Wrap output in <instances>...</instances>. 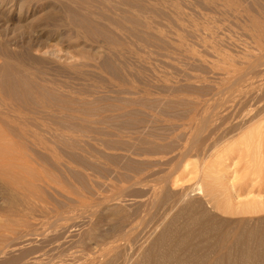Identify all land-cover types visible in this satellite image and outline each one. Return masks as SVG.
Returning a JSON list of instances; mask_svg holds the SVG:
<instances>
[{
  "label": "rangeland",
  "instance_id": "1",
  "mask_svg": "<svg viewBox=\"0 0 264 264\" xmlns=\"http://www.w3.org/2000/svg\"><path fill=\"white\" fill-rule=\"evenodd\" d=\"M16 1V0H14ZM28 0H25L24 3H26ZM31 2H33V4H30V2H27L24 6V12L20 15V17L22 19H18L17 21V15H19V11L18 10H15V6H11V3L7 6L6 10L4 11L5 12V17L6 15H8L10 13V17L8 18L9 20L8 21H5L6 19H2L0 20V28L1 27H4V29L10 27L9 30H11L12 27H14V24L16 26H22L21 30L24 31L23 29L25 28L26 30H28V25L30 22V20L32 21L34 18H35V21L33 20V22H30L31 24H35L36 21L38 20V22L42 23V24H45L46 27L45 28H48V26L50 28H52L51 30H55L57 28V25L60 23V24H67V25H72V26H69L67 27V25L65 24L64 26H62V29L64 27V31H62L63 33L65 34H62L63 36L61 37V39L58 40V37H57V34H52V39H49L47 41V39L45 37H43V40L44 38L46 39L45 41L49 42V46L47 45L45 48V50L47 51V49H51V52L48 50V53L45 52L44 48L42 50H44V52H42V50L40 51V55H44V56H47L48 58V63H52V67H50V64H49V67L51 69V73H52V78L55 79H59V81L61 82H64L63 84H61V88L58 89L55 87H57L55 85H53V94L52 95H55L53 96V99H52V96H51V101L53 100V104L51 105L52 107H50V116H53L55 119L57 117L60 116L61 114V111L59 112L57 109L60 110V108H65L64 110V113H65V116H64V113L62 111V114L61 116L63 115L64 117H60V119H65L63 121H65V127L63 129V132L62 131V125H64V123L62 124L63 121H61L59 118V121L58 119H56V121H58L57 123L60 124V128L61 129H58L59 126L56 125L54 123L55 119L53 121H51L53 118L50 117L49 121L50 123L53 122V124L49 126V127H52L51 128V134L49 133L50 130L48 131V135H47V138L49 137L48 140H51V142L53 143L51 147H53L54 149H58V151L61 153L63 151V154L60 156H64L63 157V161L65 163L62 164V166L55 164V160H53V158L50 160H48L49 162V165H48V162L47 165L46 164H43L44 161L41 162V164H43L42 166H44V170H45V165H46V170L45 171H49L48 168H50V173L48 175L52 176V178H54L53 181H59L61 179V184L65 183L64 185L62 184V190L63 192L60 193L59 190H58V187L57 185H50V186H47L44 191L45 195L47 196V206L49 205L48 208L51 207L50 210H56L58 208H61L62 209V212L64 213V219L66 218L67 220H63L64 221V224L61 222H56L54 217L53 219H50L49 222H52V225L54 224V222H56L53 226L51 225V223L47 226V231H46V235L45 237L47 238H43V236H39L38 238L35 237L34 241L32 240V242H36V244L32 243L27 245V246H24V249H34V247L36 248H39L37 247L40 243L39 246H41V241L43 240H53L55 241L56 240V237H58V235H60V233H62L63 231V234L60 235L62 236V240L61 239V248L63 250H65V254H66V263L69 262V264H83L84 262L86 263L88 260V263H90L93 258L95 257H98L101 253L100 251L105 249L104 247L107 245H110V244H107V243H113L114 244V238H112L113 236V233H114V236L117 235L119 237L115 238V240L117 239V242H120L119 239L120 237L123 239V238H126L125 241H127L126 243L123 242L122 244V241L124 240H121V243L122 245H120V247H122L124 244H127L126 246V250H125V261H128L129 262V256L133 254L134 258L138 257V255H144L142 254L143 253H147L148 251H150L152 249V244L148 241V240H154L155 237H157V235L159 234H155L156 232H153L152 230L154 231H157L156 229H158V231L161 233L162 231L160 230L161 227H162V223H161V220L162 219V222L164 220H167V217L163 220V218L165 217V213L163 212L164 208H162V211L160 210L161 207H164V204L167 205V203H170L172 198L171 196L173 194H176L177 191L179 190H182L183 188H186L187 191H190L189 193V196L190 198L192 197V199L189 200V203L188 204H184V206H181V207H178L179 209L182 210V208H185V206H191L193 205L192 204V200H194L195 202H197L199 198H202L201 201L205 200L206 198L208 199H213V202L214 200L216 201L217 199V202H214L215 207L218 205H220L221 203V208H223V210L221 211L219 209L218 211V206L213 209L212 206H214L213 202L212 204L210 205V209L209 207L207 209L210 210V213H214L215 214V219L216 221H218L220 219V221H218L217 223L219 225H222V222L223 225L222 226H219L218 224V228H220L219 230L223 233H221V236H223L224 233H226L224 230L227 231V233L229 232V235L231 237H234L233 235L231 234H238V236L240 237V234H243L241 235L240 237V243H238V239L239 237L237 236L236 238V234H235V237L234 238H231V240L233 239V242L235 241L236 242V239H237V245L233 243H231L230 241V237L227 236V233L224 234L223 237H228L227 239L226 238H222L224 239V242L228 240V242H225L226 244H229V241L232 245V247H229L228 245H224L225 247H229V248H226V252L229 254L230 258H228V254L227 256L228 257H223V258H220V256H222L221 254L223 253H220V255L218 254V252L214 250L215 253L213 254H216V255H211V258L212 261H218L219 258L221 259V261L219 262H224L225 264H232V262H234V264H237L239 261V258L242 256L243 254V250H245L246 248L248 249V251H250V249L252 248V251L258 255L259 253V250L261 249L260 247L263 246L264 242L262 240H264L261 235H263L264 233H261L260 232H264V57H262L264 55V0H257V2H255L256 0H231L232 2H235L233 6H230L229 5V1L227 2L226 0H137L138 2L142 3V1L144 2L142 5H143V8L142 5L140 3H138L136 0H129L130 3H128V0H120L123 4H121V2H118L119 0H100L102 1L101 2H98L99 0H96V1H93V0H90L91 2H97L96 4L98 5H92V3L88 0V2L91 3V5L88 7V4L90 3H87V0L84 2V3H87L85 4L87 7L85 8H88L87 10H80L85 13L81 14L78 12V10H76L75 12V9L77 8L74 4H73V7H72V3H69V8L66 9V11H70V9L72 11H68V13H61L62 10H64V5L62 7L61 2H55L54 0H44V3L43 1L41 0H29ZM46 1V2H45ZM104 1V2H103ZM105 1L107 2L106 5L105 4ZM133 1L137 2L134 4ZM164 1V2H163ZM185 1V3H184ZM195 1V3L193 2ZM202 1V2H201ZM205 1V2H204ZM213 1V2H212ZM239 1V2H238ZM241 1V2H240ZM243 1V2H242ZM251 1V2H250ZM254 1V2H253ZM36 2V3H35ZM48 2V3H47ZM52 4H51V3ZM55 2V3H54ZM83 2L80 1V4H82ZM126 2V3H125ZM149 2V3H148ZM155 2V3H154ZM163 2V4H162ZM178 3V4H175ZM183 2V3H182ZM193 2V3H192ZM197 2V3H196ZM217 2V3H216ZM260 2V3H259ZM39 3V4H38ZM46 3V4H45ZM125 3V5H124ZM147 3V4H146ZM152 3V4H151ZM156 5H154V4ZM159 3V4H158ZM165 3V4H164ZM170 5H168V4ZM192 3V4H191ZM199 3V4H198ZM215 3V4H214ZM224 3V4H223ZM225 3H228L226 4L225 6ZM247 3H250V4H247ZM29 4V5H28ZM36 4V5H35ZM49 4V6L47 5ZM55 4V5H54ZM71 4V5H70ZM95 4V3H93ZM110 4V5H108ZM116 6H115V5ZM128 4L130 6H128ZM136 4V5H135ZM151 4V6H150ZM167 4V5H166ZM184 4V5H183ZM198 4V6L196 5ZM203 4V5H202ZM219 4V5H218ZM241 4V6H240ZM52 8L53 9V6L54 8L56 9H59L60 13L61 14H64V16H67L68 17H62L61 14L59 13L58 10L54 9V10H50L53 12L54 16L52 19L49 18L48 20H46L45 18H43V16H48L49 14L53 15L51 13V11L48 9V7ZM82 4V8H84V6ZM99 5H102V8H100ZM109 7H108V6ZM150 7H149V6ZM155 7H154V6ZM180 5V6H179ZM195 5V6H194ZM202 5V6H201ZM243 5V6H242ZM253 7H251V6ZM257 5V6H256ZM263 5V6H262ZM27 6V7H26ZM30 6V7H29ZM58 6V7H57ZM61 6V7H60ZM71 6V7H70ZM93 6H95L93 8ZM110 6H112V8L114 9L115 7V10H113ZM119 6V7H118ZM121 6V7H120ZM125 6V8H124ZM135 6V7H134ZM140 7L141 12L138 11V7ZM153 6V7H152ZM157 6V8H156ZM162 6V7H161ZM190 6V8H189ZM219 6H223V8L219 7ZM251 8H250V7ZM13 7L11 10L10 8ZM47 7V8H46ZM137 7V8H136ZM171 7V8H170ZM181 7V8H180ZM188 7V8H187ZM193 7V8H192ZM197 7V8H196ZM201 7V8H199ZM205 7V8H204ZM215 7H216V10H215ZM219 7V8H218ZM225 7V8H224ZM227 7V8H226ZM235 10H234V8ZM242 7V8H241ZM245 7V8H244ZM247 7V8H246ZM259 7V8H258ZM42 8V9H41ZM73 8L74 9V13H73ZM80 7V9H82ZM121 8V9H120ZM131 8V9H130ZM162 8V9H161ZM177 9L175 11V9ZM178 8H180L179 11ZM209 8H212V9H209ZM244 8V10H242ZM4 9V8H3ZM35 9V10H33ZM48 9V10H47ZM117 9V10H116ZM125 9V10H123ZM129 9V10H128ZM133 9V10H132ZM146 9V10H145ZM148 9V10H147ZM165 9V10H164ZM168 9V10H167ZM206 9H208L209 11H207ZM219 11H218V10ZM226 9V10H225ZM232 9V10H231ZM56 10V12H55ZM101 10V11H100ZM106 10V11H104ZM137 11L135 13V11ZM158 10V11H157ZM171 10V11H170ZM184 10V12H182ZM191 10V11H189ZM194 10V11H193ZM198 10V12H197ZM223 12H222V11ZM249 10V12L247 11ZM259 10V11H257ZM263 10V11H262ZM11 11V12H10ZM17 11V12H16ZM48 11V12H47ZM58 11V12H57ZM105 14H103L104 12ZM108 11V12H107ZM114 11V12H113ZM148 11V12H146ZM151 11V13H150ZM177 11H179L177 13ZM188 11V12H187ZM200 11V12H199ZM207 11V12H206ZM242 11V12H241ZM251 11V12H250ZM256 11V12H254ZM8 12V14H6ZM43 12H46L45 14L47 15H44ZM97 12V13H96ZM102 15H100L101 13ZM113 14H112V13ZM121 12V13H120ZM139 12V13H138ZM146 12V14H145ZM170 12V13H168ZM203 16L202 15V13ZM228 12L230 13H233V14H228ZM260 12V14H259ZM262 12V13H261ZM33 13V14H32ZM42 13V14H41ZM49 13V14H48ZM78 14V15H75V14ZM91 15H90V14ZM126 13V14H125ZM128 13V15H127ZM131 13V14H130ZM135 13V14H134ZM141 13V14H140ZM158 13V14H156ZM187 13V14H186ZM193 13V14H191ZM200 13V14H199ZM237 13V15H236ZM244 13H245V16H244ZM247 13V14H246ZM16 14V15H15ZM25 14V16H24ZM39 14V15H38ZM40 14H41V17L44 19H41L40 17ZM60 14V15H59ZM66 14V15H65ZM71 14V16H70ZM87 14V15H86ZM89 14V15H88ZM99 14V15H98ZM111 14V17L109 16ZM117 14V15H116ZM120 14V15H119ZM130 14V16H129ZM133 14V15H132ZM145 14V15H144ZM163 17H162V15ZM179 14H182L184 15L185 17L183 18L182 17H179L180 15ZM216 14V15H215ZM222 14V15H220ZM224 14L229 18L225 19V16ZM243 14V15H241ZM249 14V17L246 16ZM255 14V15H254ZM39 17H38V16ZM74 15V17H73ZM84 15V16H83ZM86 15V16H85ZM94 15V16H92ZM108 17L109 18H104V16ZM114 15V16H113ZM121 15H124V16H121ZM127 15V16H126ZM139 15V16H138ZM145 17H144V16ZM152 15V16H151ZM154 15V16H153ZM167 15V16H166ZM172 17H171V16ZM175 15V16H174ZM188 15V17H187ZM198 15V16H197ZM208 15V16H207ZM215 15V16H214ZM219 15V16H218ZM230 15V16H229ZM233 15V16H232ZM16 16V17H15ZM96 16V17H95ZM97 16L99 17L97 19ZM101 16V17H100ZM103 16V17H102ZM118 21H116L113 17ZM116 16V17H115ZM118 16V18H117ZM133 16V17H132ZM218 16V17H217ZM221 16V17H220ZM233 18H232V17ZM236 16V17H235ZM240 16V17H238ZM258 18H257V17ZM2 17H4V14L2 15ZM15 17V18H14ZM34 17V18H33ZM58 17V18H57ZM82 17H86V18H82ZM123 17V18H122ZM126 17V18H125ZM138 17V18H137ZM141 19H140V18ZM153 17V18H152ZM165 17V18H164ZM169 17V18H168ZM176 17V18H174ZM199 17V18H198ZM248 17V18H247ZM252 17V19H250ZM261 17V18H260ZM25 18V19H23ZM37 18V20H36ZM60 18V19H59ZM68 18V19H66ZM104 18V19H103ZM133 18V19H132ZM155 18V19H154ZM172 18V19H170ZM189 18V19H188ZM195 18V19H194ZM201 18V19H200ZM207 18V19H206ZM231 18V19H230ZM245 18L248 19L245 20ZM15 19V20H14ZM58 19V20H57ZM72 19V20H71ZM75 19V20H74ZM80 19V20H79ZM86 20H89L88 22L85 21ZM103 21H102V20ZM115 21H114V20ZM126 19V20H124ZM131 19V20H130ZM140 19V20H139ZM143 19V20H142ZM176 19V21H175ZM184 22V26L182 25V20ZM186 21H185V20ZM209 19V20H208ZM212 19V20H211ZM223 19V20H222ZM235 19V20H234ZM237 19V20H236ZM238 19L240 21H238ZM29 20V21H28ZM48 22H46V21ZM61 20V22H59ZM65 20V22H63ZM78 20V21H77ZM83 20V21H82ZM109 20V21H108ZM122 20V21H121ZM124 20V21H123ZM136 20V22L134 21ZM154 20V21H153ZM165 20V21H164ZM194 20V21H193ZM214 20V21H213ZM217 20V22H215ZM232 20V21H230ZM244 20V22L242 21ZM254 20V21H253ZM259 20V21H257ZM15 21V22H14ZM49 21L51 22V25L49 23ZM67 21V22H66ZM73 21V23H72ZM78 27H80L79 29L80 30H76L78 27H75V23ZM81 21V22H79ZM91 21V22H90ZM125 21H126V24H125ZM150 21V23H149ZM163 21V22H162ZM189 21H192V22H189ZM196 21V22H195ZM200 21L203 23H200ZM206 21V22H205ZM208 21V22H207ZM211 21V22H210ZM225 21V22H224ZM229 21V22H227ZM237 21V22H236ZM253 21V22H252ZM5 22V23H3ZM24 22H25V25L27 24V26L24 25ZM83 22V23H82ZM87 22V23H86ZM90 22V23H89ZM94 22V23H93ZM124 22V23H123ZM136 25L139 23V25ZM140 22L143 23L144 26H142L140 24ZM152 22V23H151ZM166 22V23H164ZM174 24H173V23ZM179 22V23H177ZM246 22V23H245ZM47 23V24H46ZM53 23V25H52ZM78 23V24H77ZM90 25H89V24ZM92 23V24H91ZM107 25H106V24ZM115 23V24H114ZM147 23V24H145ZM161 23V24H160ZM190 25H189V24ZM193 25H192V24ZM211 23V25H210ZM213 23V24H212ZM217 24V27H216V24ZM226 23V25L224 24ZM243 23V24H242ZM250 23L251 26L249 27L248 24ZM258 23V24H257ZM261 25H260V24ZM30 24V25H31ZM88 24V25H86ZM94 24V25H93ZM130 24V25H128ZM132 24V25H131ZM153 24V25H152ZM171 24V25H170ZM173 24V25H172ZM197 24V25H196ZM206 24V25H205ZM231 24V25H230ZM9 25V26H8ZM48 25V26H47ZM80 25V26H79ZM111 25V27L109 26ZM113 25L115 27H113ZM120 25V26H118ZM147 25V26H146ZM151 27H149V26ZM176 25V26H175ZM182 25V26H181ZM189 25V26H188ZM192 25V27H191ZM195 25H196V28H195ZM204 25V26H203ZM256 25L254 27V29L256 27H259V30H254L253 29V26ZM43 26V25H41ZM52 26V27H51ZM54 26H55V29H54ZM85 26H88L90 27V29L88 27H85ZM98 26V27H97ZM100 26V27H99ZM124 26H127L124 28ZM132 26V27H131ZM154 26V27H153ZM159 27L157 29V27ZM194 26V27H193ZM210 29L211 32L207 29ZM223 26V27H222ZM227 26V27H226ZM239 26V27H238ZM241 26V27H240ZM260 26H263L262 30L260 29ZM44 27V26H43ZM85 27V28H84ZM98 29H97V28ZM108 27V28H107ZM119 27V28H117ZM131 27V28H129ZM134 27V28H133ZM137 27V28H136ZM140 27V28H139ZM143 27V28H142ZM156 27V28H155ZM162 27V28H161ZM169 27V28H168ZM186 27V28H185ZM188 27V28H187ZM190 27V28H189ZM202 27V28H200ZM205 27V28H204ZM216 27V28H215ZM220 27V28H219ZM242 27H245L242 29ZM19 28V27H17ZM48 28V29H50ZM67 28V30H66ZM72 28V30H71ZM76 28V29H74ZM110 28V29H109ZM115 28V29H114ZM146 28V29H145ZM149 28V29H148ZM151 28V29H150ZM174 30H173V29ZM179 28V29H178ZM182 28V29H181ZM194 28V29H193ZM213 28V29H212ZM215 28V29H214ZM238 28V29H237ZM248 28V29H247ZM250 28V30H249ZM7 29V31H9ZM47 29V30H48ZM85 29V31H84ZM88 29V30H87ZM109 29V30H108ZM132 31H131V30ZM139 29V30H138ZM144 29V31L142 30ZM155 29V30H154ZM171 29V30H169ZM178 29V31H177ZM187 31H185V30ZM197 29V31H196ZM205 29V30H204ZM228 29H229V33H228ZM232 29V30H231ZM71 30V31H70ZM90 30V31H89ZM103 30V31H102ZM107 30V31H106ZM112 30V31H111ZM113 30H119V32L115 33V31ZM121 30V31H120ZM136 30V31H135ZM152 30V31H151ZM158 30V31H157ZM162 30V31H160ZM175 31V33H173V31ZM181 30V31H180ZM191 30H193L191 32ZM92 31V32H91ZM102 31V32H101ZM142 31V34H140ZM165 31V32H163ZM202 31V32H201ZM217 31V32H216ZM220 31V33H219ZM232 31V33H231ZM236 31V32H235ZM243 31V32H242ZM248 31V32H247ZM257 31H259L257 33ZM261 31V32H260ZM79 32V36L77 33ZM84 32V33H82ZM88 32V33H87ZM121 32V33H120ZM132 32V33H131ZM134 32V33H133ZM144 32V33H143ZM162 32L161 36L163 37H160V33ZM182 34H181V33ZM185 32V33H183ZM197 35H196V33ZM216 32V33H215ZM239 32V33H238ZM245 32V33H244ZM254 32V33H253ZM76 33V34H74ZM87 33V34H86ZM91 33V36H89ZM95 35H93V34ZM115 33V34H114ZM120 33V34H119ZM126 33V34H125ZM141 35L139 36L138 35ZM147 37H145L146 35ZM165 33V34H163ZM172 33V34H170ZM207 33V34H206ZM209 33V35H208ZM215 33V34H214ZM227 33V34H226ZM249 35H248V34ZM263 33V34H262ZM89 34V35H88ZM109 36H107V35ZM112 34V35H110ZM123 34V35H122ZM130 34V36H129ZM135 34V35H134ZM184 34V35H183ZM188 34V35H186ZM191 34V35H190ZM222 34V35H221ZM238 34V35H237ZM244 34V35H243ZM66 35V36H65ZM104 35V36H103ZM117 35V36H116ZM125 35V36H124ZM135 38H134V36ZM144 35V36H143ZM173 35V37H172ZM178 35V36H176ZM183 35V36H182ZM199 35V36H198ZM202 35V36H201ZM204 35V36H203ZM213 35V36H212ZM224 35V36H223ZM243 35V36H242ZM253 35V36H252ZM54 36V37H53ZM82 36V37H81ZM87 36V37H86ZM89 36V37H88ZM94 36V37H93ZM102 36L100 39L99 37ZM127 36V37H126ZM152 36V37H150ZM196 36V37H195ZM210 36V37H209ZM215 36V37H214ZM218 36V38L216 37ZM242 36V37H241ZM263 36V37H262ZM66 38V39H63ZM79 39H78V38ZM106 37V38H105ZM133 37V38H132ZM136 37H138L136 39ZM141 37V38H140ZM142 37H145V38H142ZM158 39L156 40L155 38ZM186 37V39H185ZM194 37V38H193ZM238 37V38H237ZM240 37V38H239ZM260 37V38H258ZM83 38V39H82ZM89 40V42H86ZM98 38V40L96 39ZM169 38V39H168ZM183 39V40H180ZM191 39V41L188 40ZM198 38V39H197ZM200 38V40H199ZM205 38V39H204ZM207 38V39H206ZM210 38V39H209ZM212 38V39H211ZM230 38V39H229ZM243 38V39H241ZM248 38V39H247ZM110 39V40H109ZM119 39V40H118ZM122 39V40H121ZM124 39V40H123ZM129 39V40H128ZM143 39H145V42H143ZM151 39V40H149ZM154 39V40H153ZM160 39V40H159ZM167 39V40H166ZM178 39V40H177ZM205 42V43H203ZM217 41H215V40ZM219 39V40H218ZM235 39L237 42H235ZM247 39V40H246ZM251 39V40H250ZM263 39V40H262ZM52 40V41H51ZM56 42H55V41ZM79 40V41H78ZM103 40V41H101ZM114 40V41H113ZM166 40V42L164 43V41ZM172 40V41H171ZM186 40V41H185ZM209 40V42H208ZM221 40V41H220ZM224 40V41H223ZM255 40V41H254ZM74 41V42H73ZM77 41V42H76ZM85 41V42H84ZM92 41V42H90ZM117 41V42H116ZM119 41V42H118ZM128 41V42H127ZM136 41V42H135ZM142 43H141V42ZM158 41H160L159 43H157ZM195 41V43H194ZM214 41V42H213ZM234 41V42H233ZM242 41V42H241ZM55 42V43H53ZM66 42V43H65ZM99 42V43H98ZM112 42V43H111ZM116 42V43H114ZM140 42V43H139ZM163 42V43H162ZM167 42H172V43H167ZM174 42H177L178 45H181V46H178L176 43ZM180 42V43H179ZM186 42V43H184ZM229 44H228V43ZM251 42V43H250ZM59 43V44H58ZM61 43V44H60ZM65 45H64V44ZM73 43V44H72ZM77 43V45H76ZM95 43V44H94ZM102 43V45H101ZM107 43V45H106ZM139 43V44H138ZM190 45H189V44ZM193 43L195 44L194 47L192 46ZM198 43V45H197ZM220 45H218V44ZM224 43V44H223ZM231 43V44H230ZM243 43V44H242ZM52 44V46H51ZM57 44L59 45L57 47ZM75 44V45H74ZM115 44V46L113 45ZM122 44V45H121ZM133 44V45H132ZM146 44V45H145ZM160 46H159V45ZM163 46H162V45ZM165 44V45H164ZM169 44V45H167ZM177 47H176V45ZM187 46H185V45ZM192 44V45H191ZM209 44V45H208ZM216 44V45H215ZM233 44V45H232ZM259 44V45H258ZM54 45H55V48H57V50L54 48ZM63 45V46H62ZM73 47H72V46ZM96 45V46H95ZM106 45V46H105ZM172 45V46H170ZM197 45V46H196ZM206 45V46H205ZM213 45L215 48H213ZM226 45V46H225ZM236 45V46H235ZM239 45V46H238ZM256 45V46H255ZM82 46V47H81ZM103 46V47H102ZM107 46H111V47H107ZM118 46V47H117ZM124 46V47H123ZM133 46L135 49H133ZM139 46V47H138ZM143 46L141 49L140 47ZM159 46V47H158ZM167 46V47H166ZM185 46V47H184ZM225 46V47H224ZM231 48H230V47ZM235 46V47H233ZM238 46V48H236ZM63 47V48H62ZM70 47V48H69ZM102 47V48H101ZM145 47V48H144ZM163 47V48H162ZM169 47V48H168ZM191 49H190V48ZM218 47V48H217ZM221 47V49H220ZM249 47V48H248ZM47 48V49H46ZM54 48V49H53ZM72 48V49H71ZM129 48V49H128ZM138 48V49H137ZM157 48V49H156ZM165 48V49H164ZM168 50H167V49ZM174 48V50L172 49ZM185 48V50H184ZM210 48V49H209ZM225 48V49H224ZM229 48V49H227ZM242 48V49H241ZM76 49V50H75ZM88 49V51H87ZM95 49V51H94ZM128 49V50H127ZM163 49V50H162ZM176 49V50H175ZM188 49V51L186 50ZM198 49V50H197ZM214 51H213V50ZM216 49V50H215ZM224 49V50H223ZM235 49V50H234ZM60 50V51H59ZM94 52L95 54H99L98 56L95 55L94 53L91 52ZM105 50L106 52H103ZM130 50V52H129ZM136 50V52H135ZM142 50V51H141ZM156 50V51H155ZM170 50V51H169ZM181 50V51H179ZM196 50V52H195ZM202 50V51H201ZM204 50V51H203ZM207 52H206V51ZM220 50V51H219ZM243 50V51H242ZM56 51L58 53H56ZM63 51V52H62ZM65 51V52H64ZM87 51V52H86ZM90 51V52H89ZM99 53H98V52ZM128 51V52H127ZM143 53L144 51L146 52ZM169 51V52H167ZM174 51V52H173ZM211 51V52H210ZM213 51V52H212ZM216 51H219V52H216ZM226 51V52H225ZM234 51V52H233ZM50 52V54H49ZM72 52L73 55H72ZM77 52V54H75ZM80 52V53H79ZM89 52V53H88ZM112 52V53H111ZM139 54H138V53ZM150 52V53H149ZM157 52V53H156ZM159 52V53H158ZM177 52V53H176ZM186 52H188L189 54H185ZM198 52H202L201 53H198ZM209 52V53H208ZM222 52V53H221ZM238 53L237 55L233 54V53ZM242 52V53H241ZM259 52V53H258ZM54 53V54H53ZM60 53V54H59ZM67 53V54H65ZM104 53L103 55H100ZM132 53V54H131ZM133 53H135L133 55ZM148 53V54H147ZM161 53V55H160ZM166 56H165V54ZM168 53V54H167ZM172 56H170L171 54ZM175 53V54H173ZM183 55H182V54ZM198 53V55H197ZM208 53V55H207ZM220 53V54H219ZM47 54V55H46ZM82 55V56H78L77 58V55ZM91 57H89L88 55ZM113 54V55H112ZM128 54V55H127ZM146 56H145V55ZM162 54L164 56H162ZM185 54V55H184ZM193 54V55H192ZM196 54V55H195ZM204 54V55H203ZM225 54V55H224ZM253 54H255V56H253ZM260 54V55H259ZM50 55V56H48ZM72 55V56H71ZM112 55V56H111ZM121 58H120V56ZM127 55V56H126ZM135 55L136 57L138 58H135ZM149 55V56H148ZM155 55V56H153ZM159 55V56H158ZM179 55V56H178ZM221 55V57H220ZM223 55V56H222ZM241 57H240V56ZM54 56V57H53ZM59 56V57H58ZM70 56V57H69ZM104 56V57H103ZM105 56H107V58H105ZM139 56V57H138ZM145 56V57H144ZM191 56V57H189ZM202 56V57H201ZM207 56V57H206ZM80 57V58H79ZM85 57V58H84ZM89 57V59H88ZM94 57V58H93ZM98 57V58H97ZM102 57V58H101ZM127 57V58H126ZM130 57V58H129ZM152 59H151V58ZM167 57V58H166ZM172 57V58H171ZM199 57V58H198ZM207 59H206V58ZM235 57V58H234ZM245 59H244V58ZM255 57V58H253ZM261 57V58H260ZM61 60H60V59ZM69 60H68V59ZM71 58V60H70ZM87 58V59H86ZM105 58V59H104ZM109 58V59H108ZM135 60H133V59ZM142 58V60L140 59ZM143 58H144V61H143ZM157 60H156V59ZM168 60H166V59ZM177 60H175V59ZM198 60H196V59ZM216 58V59H215ZM248 58V59H247ZM261 59L259 61L263 62H258L257 59ZM59 59V60H58ZM67 59V60H66ZM85 59V60H84ZM99 59V60H98ZM107 59V60H106ZM190 60V61H186V60ZM203 59V60H202ZM206 61H205V60ZM238 59V60H237ZM257 60V65H254V61L253 60ZM64 60V65L65 66H62L61 65V61L63 62ZM66 60V61H65ZM90 60V61H89ZM92 60V61H91ZM97 60V62H96ZM111 60V61H110ZM126 60V62H125ZM128 60V61H127ZM141 60V61H140ZM146 60V62H145ZM166 60V61H165ZM170 60V61H169ZM184 62H183V61ZM214 60V61H212ZM250 60V61H249ZM256 60H255V64H256ZM69 61V62H68ZM76 61V62H75ZM102 61V62H101ZM134 64H133V62ZM156 61V62H155ZM163 61V63L161 62ZM180 63H179V62ZM204 61V62H203ZM221 61V62H220ZM229 64H227V62ZM240 63H239V62ZM67 62V63H66ZM72 62V63H71ZM79 64H78V63ZM84 62V63H83ZM88 65H87V63ZM100 62V63H99ZM129 62V63H127ZM137 64H136V63ZM167 62V63H166ZM189 62V63H188ZM202 62V63H201ZM238 62V63H237ZM250 63L252 66H250V64L248 65V63ZM252 62V63H251ZM97 63V64H95ZM134 65H132V64ZM140 63V64H139ZM142 63V64H141ZM146 65H145V64ZM154 63V64H153ZM161 63V64H160ZM205 63V64H204ZM207 63V64H206ZM90 64V65H89ZM94 64V65H93ZM117 64V65H116ZM129 64V65H128ZM136 64V65H135ZM158 64V65H157ZM182 64V65H181ZM203 64V65H202ZM237 64V65H236ZM240 64V65H239ZM245 64V65H243ZM71 65V67H69ZM75 65V66H74ZM83 65V66H82ZM88 67H87V66ZM101 65V66H100ZM114 65V67H113ZM116 65V66H115ZM143 65V66H142ZM156 67H155V66ZM163 65V66H162ZM184 65V66H183ZM186 65V66H185ZM233 65V66H232ZM235 65L238 67V66H241V68H236ZM59 67V69L55 68V67ZM77 66V67H76ZM80 66V67H79ZM93 66V67H92ZM112 66V68H111ZM134 68H132V67ZM142 66V67H141ZM247 68V70L244 69ZM69 67V69H68ZM82 67V68H81ZM101 69H100V68ZM105 67V68H104ZM110 67V68H109ZM141 67V68H140ZM158 67V68H157ZM185 67V68H184ZM188 67V68H187ZM258 67V68H257ZM52 68H55L54 71ZM60 68L62 70H60ZM65 68V69H64ZM73 68V69H72ZM84 68V69H83ZM86 68V69H85ZM104 68V69H102ZM118 68V69H117ZM137 68V69H136ZM262 68V69H261ZM71 69V70H70ZM88 69V70H87ZM93 69V70H92ZM161 69V70H160ZM185 69V70H184ZM193 69V71H192ZM239 70L237 72V70ZM242 69V70H241ZM249 69V70H248ZM57 70L61 71L62 73L64 72L65 74H60L59 75V72H57ZM105 70V71H104ZM125 70V71H124ZM141 70V71H140ZM190 70V71H189ZM245 70V71H244ZM54 73L56 72V77L53 76V72ZM93 73H92V72ZM140 71V73H139ZM187 71V73L185 72ZM193 73V74H189V72ZM237 73H236V72ZM244 71V72H243ZM67 72V73H66ZM77 72V73H76ZM80 72V73H79ZM135 72V73H134ZM145 72V73H144ZM240 72L244 75L243 77V80L240 81V85H241V88H240V85L239 83H235L233 80V76H235L234 80L237 79V78H240L242 74H240ZM250 72V73H249ZM130 73V74H129ZM134 73V75H133ZM173 73V74H172ZM248 73V74H247ZM254 73V74H253ZM177 74V75H176ZM189 76H188V75ZM231 74V75H230ZM234 74H237V75H234ZM240 74V75H239ZM59 75V76H57ZM63 75V76H62ZM136 77V78H134ZM136 75V76H135ZM191 75V76H190ZM233 75V76H232ZM242 75V76H243ZM257 75V76H256ZM67 76V77H66ZM73 76V77H72ZM95 78H94V77ZM110 76V77H109ZM139 76V77H137ZM140 76L143 78H140ZM158 76V77H157ZM167 78H166V77ZM176 76V77H175ZM195 76V77H194ZM232 76V77H231ZM238 76V77H237ZM240 76V77H239ZM248 76V78H247ZM250 76V77H249ZM253 76V77H252ZM64 79V80H62ZM72 77V78H71ZM86 77V78H85ZM89 77V78H88ZM128 77V78H127ZM130 77V78H129ZM163 77V78H162ZM181 77V78H180ZM246 77V79L244 80V78ZM93 80H92V79ZM109 78V79H107ZM115 78V79H114ZM123 78V79H122ZM160 78V79H159ZM250 78V80H249ZM61 79V80H60ZM75 79V80H74ZM83 79V81H82ZM85 79V80H84ZM111 79V80H110ZM114 79V80H113ZM119 79V80H118ZM139 79V80H138ZM167 79V80H166ZM174 79V80H173ZM258 79V81H257ZM68 80V81H67ZM90 80V81H88ZM116 80V82H114ZM121 80V81H120ZM248 80V81H246ZM263 80V82H262ZM79 81V84L77 83ZM113 81V82H112ZM124 81V82H122ZM131 81V83H130ZM190 81V82H189ZM59 82V84H60ZM61 82V83H62ZM73 82V83H72ZM82 82V83H81ZM121 82V83H120ZM135 82V83H134ZM234 82V83H233ZM258 82V83H257ZM66 83V84H65ZM111 83V84H110ZM113 83H119V84H113ZM229 83V84H228ZM233 83V84H232ZM244 83V84H243ZM64 85V87H63ZM66 85V86H65ZM105 85V86H104ZM119 85V86H118ZM134 85V86H132ZM225 85V86H224ZM237 85V86H236ZM234 86V87H233ZM244 86V87H243ZM123 87V88H122ZM131 87V89H130ZM135 89H134V88ZM223 87V88H222ZM231 87V88H230ZM64 88V89H63ZM69 88V89H68ZM79 88V89H78ZM114 88V89H112ZM251 88V89H250ZM67 89V90H66ZM110 89V90H109ZM242 89V90H241ZM260 89V90H259ZM58 90V91H56ZM64 92V95H63V92ZM71 90V91H70ZM74 90V91H73ZM78 90V91H77ZM114 90V91H113ZM123 90V91H122ZM144 90V92H143ZM231 90V91H230ZM255 90V91H254ZM67 91V92H66ZM72 93V94H70ZM107 91V92H106ZM111 91V92H110ZM127 91V92H126ZM129 91V92H128ZM133 91V92H132ZM136 91V92H135ZM142 93H141V92ZM238 91V92H237ZM250 91V92H248ZM253 91V92H252ZM59 92V93H58ZM61 92V93H60ZM118 92V93H117ZM131 92V93H130ZM141 94H140V93ZM237 92V93H236ZM58 93V94H57ZM82 93V94H80ZM112 93V94H111ZM116 93V94H114ZM218 93V96H216ZM243 93V94H241ZM246 93V94H244ZM79 94V96H75ZM86 94V95H85ZM127 94V95H126ZM143 94V95H142ZM145 94V95H144ZM216 94V95H215ZM240 94V95H239ZM249 94V95H248ZM71 95V96H70ZM117 95V96H116ZM133 95V97H132ZM213 95V96H212ZM220 95V96H219ZM58 96V97H57ZM60 96H62L64 99L60 102L61 99H58L60 98ZM69 96V97H68ZM246 96V97H245ZM57 97V98H55ZM61 97V98H62ZM73 97V98H72ZM87 97V98H85ZM91 97V98H90ZM132 97V98H130ZM138 97V98H137ZM141 97V98H140ZM143 97V99H142ZM149 97V98H148ZM217 97V98H216ZM227 97V98H226ZM69 100H68V99ZM79 98V99H78ZM82 98V99H81ZM89 98V99H88ZM130 98V99H129ZM146 98V99H145ZM215 98V99H214ZM225 98V99H224ZM108 99V100H107ZM145 99V100H144ZM234 99V100H233ZM58 100V101H57ZM72 100V101H71ZM144 100V101H143ZM147 100V101H146ZM205 100V101H204ZM222 100V101H221ZM233 100V101H232ZM242 100V101H241ZM56 101L58 104H62V107L60 105H58L57 103V106H59L58 108L56 107V104L55 102ZM226 101V102H225ZM63 102V103H62ZM65 102V104H64ZM140 102V103H139ZM215 102V103H214ZM222 102V103H220ZM242 102V103H241ZM210 103V104H209ZM220 103V104H219ZM55 104V105H54ZM141 104V105H140ZM209 104V105H208ZM212 104V105H211ZM219 104V105H218ZM234 106H233V105ZM236 104V105H235ZM54 105V106H53ZM140 105V106H139ZM222 105V106H221ZM65 106V107H63ZM68 106V107H67ZM143 106V107H141ZM201 106V107H200ZM203 106V107H202ZM221 106V107H220ZM53 107L54 108H57V109H54L53 110ZM72 107V108H71ZM78 107V108H77ZM138 107V108H137ZM238 107V109H237ZM78 110H77V109ZM142 108V109H141ZM200 108V109H199ZM218 110H217V109ZM70 109V111H69ZM75 109V110H74ZM120 109V110H119ZM208 109V110H207ZM68 110V111H67ZM143 110V111H142ZM205 110V111H204ZM217 110V111H216ZM56 112H59V115L58 113H55ZM67 111V113H66ZM122 111V112H121ZM204 111V112H203ZM216 114H215V112ZM237 111V112H236ZM241 111V112H240ZM247 111V112H246ZM72 112V113H71ZM109 112V113H108ZM111 112V113H110ZM193 112V113H192ZM198 114H195L197 113ZM118 113V114H117ZM203 113V114H202ZM73 114V115H72ZM77 114V115H75ZM125 114V115H124ZM206 114V115H205ZM55 115V116H54ZM198 115V116H197ZM212 115H213V119H212ZM230 115V117H229ZM77 116H79L77 118ZM127 116V117H126ZM194 116V117H193ZM204 116V117H203ZM207 116V117H206ZM229 117V118H226V117ZM201 117V118H200ZM209 117H211V120L209 119ZM52 118V119H51ZM108 118V119H107ZM196 118H199L202 120V118H205L207 119L206 121V124H204V128H203V125L201 126L200 124H198L199 126L197 128H202V129H196V123H199L201 122V120L198 122V119ZM226 118V119H225ZM197 121H196V120ZM219 119V120H218ZM80 120V121H79ZM194 120V121H193ZM230 120V121H229ZM61 121V122H60ZM68 121V123H67ZM114 121V122H113ZM196 121V122H195ZM204 121V122H205ZM110 122V125L108 126ZM185 122V123H184ZM195 124H194V123ZM229 122V123H228ZM77 123V125H76ZM121 123V124H120ZM183 123V124H182ZM210 123V125L208 124ZM82 124V125H81ZM105 124V125H104ZM107 124V125H106ZM112 124V125H111ZM222 124V125H221ZM73 125V126H72ZM195 125V126H193ZM207 125V127H206ZM221 125V126H220ZM248 125V126H247ZM76 126V127H74ZM105 126V127H104ZM114 126V128H113ZM144 126V127H143ZM218 126V127H217ZM48 127V129H50ZM57 127V128H56ZM119 127V128H118ZM140 127V128H139ZM212 127V128H211ZM220 127V128H219ZM226 127V128H225ZM241 127V128H240ZM56 128V129H55ZM69 128V129H68ZM92 128V129H91ZM124 128V129H123ZM224 128V129H223ZM242 132H241V130ZM111 129V130H110ZM119 129V130H118ZM122 129V130H121ZM197 131H196V130ZM221 131H220V130ZM237 131H236V130ZM58 130V131H57ZM61 130L62 133H64V139H61L60 135L62 133H58L59 131ZM210 130V131H209ZM217 132H216V131ZM228 130V131H227ZM241 132L239 133L238 132ZM119 131V132H118ZM140 131V132H139ZM194 131L198 132L197 135V140L196 139V133L194 135ZM200 131H202V135L200 133ZM213 133V134H208L209 132ZM252 131H254L253 133H251ZM76 132V133H75ZM250 132V134H249ZM257 132V133H256ZM67 133V134H66ZM73 136L72 138L71 135ZM218 133V134H217ZM240 135H239V134ZM43 134V133H42ZM55 134V135H53ZM69 134V135H68ZM142 134V136H141ZM252 134H255L256 138H254ZM49 135H52L51 137ZM58 135V137H57ZM80 135V136H79ZM96 135V136H95ZM194 135V136H193ZM200 135V137H199ZM251 135V136H250ZM70 136V137H69ZM76 136V137H75ZM79 136V137H78ZM187 136V137H186ZM193 136V137H192ZM209 136V137H208ZM211 136V138H210ZM219 136V137H218ZM247 138H246V137ZM56 137V139H55ZM202 137V138H201ZM253 137V138H252ZM260 137V138H258ZM52 138V139H51ZM60 138V139H58ZM70 138V139H69ZM74 138V139H73ZM76 138V139H75ZM79 141H78V139ZM142 138V139H141ZM188 138V139H187ZM194 138V140L192 139ZM225 141H224V139ZM228 140H227V139ZM244 138V139H243ZM250 138V141L249 139ZM258 138V139H257ZM55 139V141L53 140ZM67 139V140H66ZM129 139V140H128ZM134 139V140H133ZM187 139V140H186ZM191 139V140H190ZM203 143L202 146L200 141L203 140ZM256 139V140H253ZM61 140H65L64 142L63 141H60ZM248 140V141H247ZM59 141V142H58ZM134 143H133V142ZM162 141V142H161ZM190 141V142H189ZM192 141V142H191ZM199 142L200 144L198 143H193V142ZM247 141V142H246ZM49 142V141H48ZM56 142V143H55ZM63 142V143H62ZM66 142V143H65ZM68 142V143H67ZM78 142V143H77ZM130 142V143H129ZM250 142V143H249ZM256 142V143H255ZM258 142V143H257ZM58 143V144H57ZM62 143V144H61ZM98 143H101V144H98ZM194 145L195 146V149L194 146H193V150L194 152H190L189 153V156L190 157H186L187 158V161L188 159H192L190 160V162L188 163V165H191L189 166L188 169L185 170V168H187V166H184L186 165L187 161L184 158H181L180 157V150L183 151L182 146L184 147V145ZM50 144V143H49ZM59 144H61L59 146ZM65 146H64V145ZM79 144V145H78ZM51 145V144H50ZM55 145V146H54ZM59 147H58V146ZM64 147H63V146ZM142 145V146H141ZM181 145V147L179 146ZM198 145V146H197ZM259 145V146H258ZM57 146V148H55ZM62 146V147H61ZM68 146V147H67ZM197 146V147H196ZM201 146V148H200ZM211 147L209 149H212V150H209L207 149V147ZM258 147L257 149L255 147ZM67 147V148H66ZM134 147V148H133ZM204 148V152H201V150H203ZM62 150H61V149ZM131 148V149H130ZM157 148V149H156ZM199 149V151H197V149ZM61 151H60V150ZM151 149V150H150ZM180 149V150H179ZM206 149V150H205ZM256 149V150H254ZM163 150V151H162ZM172 150V151H171ZM174 150V151H173ZM176 150V151H175ZM179 150V151H178ZM197 151V152H196ZM205 151L207 153H205ZM210 151V152H209ZM58 152V153H59ZM140 152V153H139ZM150 152V153H149ZM173 152V153H172ZM199 152V153H198ZM203 153V155L201 153ZM220 152V153H219ZM82 153V154H81ZM132 153V154H131ZM165 153V154H163ZM171 155H169V154ZM191 153H193L192 155H190ZM212 153V154H211ZM67 154V155H66ZM157 154V155H156ZM161 154V155H160ZM179 154V156H178ZM203 157L205 156L204 159L207 160V157H208V154L210 155L208 157V160H204L200 155ZM205 154V155H204ZM207 154V156H206ZM135 155V156H134ZM166 155V156H165ZM174 155V156H173ZM176 155L178 156L177 159H173V157H176ZM199 155V156H198ZM215 155V156H214ZM165 156V157H164ZM196 156H198L200 161L204 160V162H200ZM51 157V156H50ZM160 157V158H159ZM179 157H180V160L182 162L186 161V163L184 164L183 162L181 163L180 160H179ZM192 157V158H191ZM135 158V159H134ZM167 158H169V160L167 161ZM176 163H174L175 165L172 166L169 164L170 161L171 163H173V161ZM198 160H196V159ZM149 159V160H148ZM158 159V160H157ZM185 159V160H184ZM210 159V160H209ZM66 160V161H65ZM77 160V161H76ZM160 160V161H159ZM54 161V162H53ZM154 161V162H153ZM157 161V162H156ZM163 161V162H162ZM197 161V164L201 165V163H204L205 165H203V167L207 166L206 162H208L209 165H212L211 167H209V165L207 166L208 168L206 169L207 173L209 172V174H212L211 172H213V175L214 177L216 178H221V183L219 182V184H221V186L219 187V184L217 188L216 186L213 187V190L212 189H208L210 190L207 195H206V192L203 191V190H206L207 188L209 187H206L207 185L201 180V170L199 169H202L200 168V166H196V162ZM75 162V163H74ZM159 162V163H158ZM165 162V163H164ZM166 162L168 164H166ZM194 162V163H193ZM199 162V163H198ZM217 162V163H216ZM67 163V164H66ZM78 163V164H77ZM158 163V164H157ZM178 163V165H177ZM182 165H181V164ZM191 163V164H190ZM216 163V164H215ZM74 164V165H73ZM157 164V165H156ZM161 164V165H160ZM166 164V165H165ZM184 164V165H183ZM193 164V165H192ZM195 164V165H194ZM160 165V166H159ZM181 165V166H180ZM50 166V167H48ZM152 166V167H151ZM163 166V167H162ZM198 167L199 171L200 172V175L199 173L197 174L194 170L196 169L195 168ZM48 167V168H47ZM62 167V168H60ZM76 167V168H75ZM156 167V168H154ZM161 167V168H159ZM165 167V168H164ZM171 167V168H170ZM174 167L177 169H174ZM180 167V168H179ZM213 167V168H212ZM217 167V169L215 168ZM52 168V169H51ZM60 168V169H59ZM65 168V169H64ZM67 168V169H66ZM115 168V169H114ZM181 170V172H179V169ZM195 168V169H194ZM210 168L213 169V171L210 170ZM219 168V169H218ZM63 169V171H61ZM151 169V170H150ZM162 169V170H161ZM167 169V170H166ZM174 169V171H173ZM193 169V170H192ZM216 169V171H215ZM55 170V171H54ZM60 170V172H59ZM122 170V171H121ZM149 170V171H148ZM165 170V171H163ZM186 171V174H182V172L184 173ZM221 170V171H220ZM115 171V172H114ZM141 171V172H140ZM147 171V172H146ZM156 171V173H155ZM173 171V172H172ZM175 171H178L179 173L181 174H178V172H175ZM191 174V171L194 172L193 175H196L194 176V179H192V176L193 175H190L188 172ZM54 172L56 174H54ZM163 172V174L161 173ZM173 176V173H175L174 175L178 174L181 176L180 178V181H183V182H180L178 183L177 185L175 184V186H172L173 184L171 183V185H167V183L169 184V181L171 182L172 180H170V177H171V174ZM76 173V174H75ZM79 173V174H78ZM141 173V174H140ZM143 173V174H142ZM167 173V177H165V174ZM55 176H54V175ZM150 174V175H149ZM59 175V176H58ZM97 175V176H96ZM99 175V176H98ZM110 175V176H109ZM142 175V176H141ZM154 175V176H153ZM157 175V176H156ZM160 177H159V176ZM163 175V176H162ZM198 175H199V178H198ZM219 175V176H218ZM69 176V177H68ZM135 176V178H134ZM139 176V177H138ZM179 176V177H180ZM65 177V178H64ZM142 179H141V178ZM144 177V178H143ZM155 177H156V180L157 181H161L165 184L164 187L166 186V188L162 189L161 191L162 192H159V194H163L165 192V190H168V192L170 193L168 194L167 191L165 192L166 195L163 196V195H158V191L159 189H157L158 187V184H162V183H157V181H155ZM163 177V179L167 180V178L169 179L168 182L167 181H164L163 179L161 180V178ZM165 177V178H164ZM183 177V178H182ZM186 177V179H185ZM191 177V179H190ZM197 177V178H196ZM50 178V177H49ZM71 178V179H70ZM147 178V179H146ZM149 178V179H148ZM151 178V179H150ZM174 178V176H173ZM171 177V179H173ZM51 179V178H50ZM58 179V180H57ZM135 179V180H133ZM137 179V180H136ZM140 179V180H139ZM144 179V180H143ZM182 179V180H181ZM149 180V181H148ZM187 180V181H186ZM191 180V181H190ZM195 180H198L195 181ZM111 181V182H110ZM155 181V182H154ZM55 182V183H56ZM60 182H58L60 184ZM93 183V184H92ZM157 183V184H156ZM183 183V184H182ZM70 184V185H69ZM114 186H113V185ZM195 184H198V185H195ZM201 184V186L203 187V189H199L201 186L199 185ZM72 185V186H71ZM149 185V186H148ZM154 185V186H153ZM216 185V184H215ZM225 185V186H224ZM132 186V187H131ZM150 186L152 188H150ZM156 186V187H155ZM161 186V185H160ZM159 186V187H160ZM168 186V187H167ZM179 186V187H178ZM189 186H192L189 188ZM198 188L195 189L193 187ZM227 186V187H226ZM49 187V188H48ZM54 187V188H53ZM56 187V188H55ZM82 187V188H81ZM136 187V188H135ZM154 187V188H153ZM172 187H174V190L172 189ZM201 187V188H202ZM224 187V188H223ZM48 188V189H47ZM73 188V189H72ZM78 188V189H77ZM89 188V189H88ZM121 188V190H120ZM123 188V189H122ZM140 190H139V189ZM143 188V189H142ZM152 190H150V189ZM195 190H193V189ZM222 191H221V189ZM50 189V190H49ZM157 190V193L154 191ZM170 189V190H169ZM199 189V190H198ZM226 189V190H225ZM74 190V191H73ZM77 190V191H76ZM79 190V191H78ZM116 192H115V191ZM118 190V192H117ZM149 190V191H148ZM164 190V191H163ZM232 190V191H231ZM49 191V192H48ZM53 193H52V192ZM56 191V192H55ZM69 191V192H68ZM100 191V192H99ZM106 191V192H105ZM138 193H136V192ZM145 191V192H143ZM150 191H151V194L152 192L154 191L155 192V195H154V192L153 194L150 196ZM173 191V193H172ZM175 191V192H174ZM202 192V193H199V192ZM221 191V192H219ZM51 192V193H50ZM67 192V193H66ZM74 192V193H72ZM86 192V193H85ZM88 192V193H87ZM112 192V193H111ZM115 192V193H113ZM121 192V193H120ZM197 192V193H196ZM58 193V194H56ZM65 193V194H63ZM77 193V194H76ZM79 193V194H78ZM101 193V194H99ZM130 193V194H129ZM148 193V195H147ZM195 193V194H193ZM222 193V194H221ZM98 194V195H97ZM104 194V195H103ZM136 194V195H135ZM156 194H157V202L159 201V198L160 199H164L166 201H164L165 203L162 202V204H160L161 202H158V204L156 203V199H154V196L156 198ZM191 194H193L191 196ZM209 194V195H208ZM219 194V196L217 195ZM226 196H225V195ZM228 194V195H227ZM230 194V195H229ZM50 195V196H49ZM102 195V196H101ZM106 195V196H105ZM108 195V196H107ZM133 195V196H132ZM147 197H145V196ZM154 195V196H153ZM199 195V196H198ZM100 196V197H99ZM105 196V197H104ZM109 196L111 198H109ZM127 196V197H126ZM136 196V197H135ZM150 196V198L148 197ZM153 196V197H152ZM160 196V197H158ZM162 196L164 198H162ZM169 196V198H168ZM198 196V197H197ZM210 196V197H209ZM213 196H215L214 198H212ZM218 196V198H216ZM221 196V197H220ZM229 196V197H228ZM230 196H234L233 198L230 197ZM238 196V197H236ZM61 197V198H60ZM63 197V199H62ZM66 198V199H65ZM78 198V199H77ZM107 198V199H106ZM149 198V200L147 199ZM216 198V199H215ZM221 198V199H220ZM225 198V202H222L224 201L223 199ZM48 199H50L48 201ZM61 199V201H60ZM104 199V200H103ZM110 199V200H109ZM132 199V200H131ZM136 199V200H134ZM147 199V200H146ZM171 199V200H170ZM220 199V200H219ZM230 200L229 202L227 200ZM65 200V201H64ZM102 200V202H101ZM117 201L119 202L120 205H122V207L124 208L123 209V213H121V215L117 216L118 218L114 217H107L106 216V212L103 211V206L104 204L109 201ZM128 200V201H127ZM142 200V201H141ZM146 201V203L143 201ZM160 200V201H162ZM197 200V201H196ZM86 201V202H85ZM134 201V202H133ZM153 201V202H152ZM170 201V202H169ZM193 201V202H194ZM220 201V203H219ZM57 202H58V205H57ZM99 202V203H98ZM102 205H101V203ZM105 202V203H104ZM140 202V203H139ZM147 202H151V203H147ZM155 202V204L153 205V203ZM228 204H227V203ZM53 203V204H52ZM56 203V204H55ZM134 203V205H133ZM143 203L144 206L141 204ZM198 203V202H197ZM226 203V204H225ZM61 204V205H59ZM66 204V205H65ZM135 204L137 205V207L135 206ZM195 204V203H194ZM257 208H255L253 205ZM52 205V206H51ZM87 205V206H86ZM99 205V206H98ZM141 205V206H140ZM159 205H162L159 209V207H157ZM198 205V204H196ZM227 205V206H226ZM251 207H247V211L246 214L244 211L242 213V210H245L246 206H250ZM55 206V207H53ZM101 206V207H100ZM145 206H147V208H152L153 209V212L152 210L148 212V209L145 208ZM226 206V207H225ZM244 206V207H243ZM158 208L161 213L159 212V210H156L154 211L155 208ZM243 207V208H242ZM54 208V209H52ZM71 208V209H69ZM100 208V209H99ZM102 208V209H101ZM187 208V207H186ZM253 208V210H255V213L254 211L252 210H249ZM144 209V210H143ZM147 209V210H146ZM176 208V210L174 212H172V214L168 217V220L174 215L176 214V212L179 210ZM206 209V210H207ZM242 209V210H241ZM101 210V211H100ZM128 210V211H127ZM248 210L250 211V213L248 212ZM76 211V212H75ZM85 211V212H83ZM131 213H130V212ZM158 211V212H157ZM230 211V212H228ZM234 211V212H233ZM241 211V212H240ZM152 212V213H151ZM157 212V214H156ZM163 212V213H162ZM240 212V213H239ZM252 212V214H251ZM127 213V214H125ZM145 213V215H144ZM209 213V214H210ZM221 213V214H220ZM90 214V215H89ZM135 214H137L138 216H134ZM158 214H161V215H158ZM163 214V215H162ZM129 215H132L134 216V220L133 219H130V222H128L129 218L127 216ZM147 215V216H146ZM211 217H212V214H210ZM219 215V216H218ZM121 216V217H120ZM123 216V217H122ZM125 216V217H124ZM132 216H130V218H132ZM146 216V218H145ZM161 216V217H160ZM216 216H218L216 218ZM98 217V218H97ZM102 217V218H101ZM127 217V218H126ZM138 217V218H136ZM163 217V218H162ZM220 217V218H219ZM222 217V218H221ZM111 218L112 220H114L113 222L111 221ZM120 218V219H119ZM126 218V219H124ZM136 218V219H135ZM155 218V219H154ZM159 218V219H158ZM103 219L105 221H103ZM149 219V220H148ZM214 220V218H212ZM218 219V220H217ZM117 220V221H116ZM118 220H121L123 222L122 224V227H124V225H127V224H134L136 223L137 221L139 223H136V225L134 224V229L132 230L134 232V234L132 232H129V236H126L124 237V233L122 234V230H111V227L112 225L114 224H117L118 223H122ZM127 220V221H126ZM131 220L133 222H131ZM137 220V221H136ZM157 220V221H156ZM167 220V221H168ZM111 221V222H110ZM136 221V222H135ZM150 221H153V224H154V221L157 222L158 225H156V223L154 225L156 226H153L152 223H148ZM161 223V226H159V222ZM183 221V219H182ZM182 221H179L177 223V228H184V225L182 224ZM215 221V223H216ZM67 222V223H65ZM141 222H143V224L145 226H140L142 224H140ZM166 223V221H164ZM221 222V223H220ZM60 223V224H58ZM69 223V224H68ZM125 223V224H124ZM148 223V224H147ZM68 224V225H66ZM90 224V225H89ZM149 224H151L152 228L150 229L149 228ZM164 224V223H163ZM167 224V223H166ZM225 224V225H224ZM60 225V226H59ZM63 225V228L61 227ZM94 227H93V226ZM140 226V227H137V226ZM146 225H149L148 227ZM183 225V226H182ZM231 225V226H230ZM254 225H258V226H254ZM262 225V226H260ZM59 226V227H58ZM67 226V227H66ZM74 226V227H73ZM160 228H159V227ZM165 226V224H164ZM224 226V227H223ZM230 226V227H228ZM53 227V229H51ZM58 227V228H57ZM143 230H142V228ZM157 227V228H156ZM258 227H263V228H258ZM50 228V229H49ZM56 228V229H55ZM60 228V229H59ZM67 228V229H65ZM74 228V229H73ZM147 228L149 229V233H154V234H151L147 237H145L146 235H148L149 233H147ZM156 228V229H155ZM232 228V229H231ZM260 229L259 230V234L260 235H257L258 232L256 230L255 234L257 236H253L255 237L254 239V242L251 241V239L253 238L251 235L253 234V231L252 229ZM59 229V230H58ZM78 229V230H77ZM102 229V230H101ZM108 229V230H107ZM123 229V228H122ZM138 229V230H137ZM145 229V230H144ZM224 229V230H223ZM232 231H231V230ZM51 230V232H50ZM53 230H57L56 232L53 231ZM125 230V229H124ZM60 233H59V232ZM66 233H65V232ZM108 231V232H107ZM116 231V232H115ZM120 231V232H119ZM137 231V232H136ZM231 231V233H230ZM236 231V232H234ZM249 231V232H248ZM55 232V233H54ZM59 234H58V233ZM117 232L121 233L123 236H121V234H117ZM233 232V233H232ZM248 232V233H247ZM252 232V234H251ZM57 233V235H56ZM110 234L112 237H108L109 235H106V234ZM112 233V234H111ZM131 233H132V237H134L133 235H137L135 238H137V240H130L132 237H131ZM145 233V236L142 235V234ZM147 233V234H146ZM247 234V235H246ZM249 234H251L249 236ZM52 235V236H51ZM56 235V236H55ZM71 235V236H70ZM106 235V236H105ZM141 235V236H139ZM154 237H153V236ZM156 235V236H155ZM254 235V234H253ZM50 236V237H49ZM59 236V237H60ZM65 238H64V237ZM74 236V237H73ZM95 236H97V239ZM151 236L153 237L151 239ZM247 236V237H246ZM249 236V238H248ZM261 237L262 240H260L259 237ZM264 236V235H263ZM67 237V238H66ZM84 237V238H83ZM94 237V238H93ZM128 237L130 239H128ZM143 237L145 238H148V240L146 239V241L144 242V239H142ZM252 237V238H251ZM50 238V239H49ZM77 238V240H76ZM96 238V239H95ZM108 238H111L112 241H110L111 239H108ZM219 238V239H220ZM67 239V241H65ZM85 239V240H84ZM91 239V240H89ZM92 239L94 241H92ZM102 239V240H101ZM119 239V240H118ZM129 241H128V240ZM226 239V240H225ZM97 240V241H96ZM101 240V241H100ZM106 240V241H105ZM152 240V242H153ZM245 240V242H250L249 243H246L248 247L245 248V245H242V244H245L243 243ZM257 240V242H256ZM260 240V241H259ZM63 241V242H62ZM92 241V242H91ZM103 241V243H102ZM131 241V242H130ZM137 241V242H135ZM138 241H142L144 242V246L141 242L142 245H140V242L139 244ZM220 241H223V240H220ZM262 243H258V242H261ZM87 242V244H86ZM95 242V243H94ZM116 242V241H115ZM116 242V244L118 245V243ZM135 242V243H133ZM149 242V243H148ZM66 245H65V244ZM97 243H98V246H97ZM130 243V244H128ZM132 243H133V246H132ZM222 243V242H221ZM256 244L257 247H255L254 245L252 246L251 244ZM258 243V244H257ZM33 244H34V247H33ZM38 244V245H37ZM56 244V243H55ZM96 244V246H95ZM100 244V245H99ZM106 244V245H104ZM115 244V245H116ZM136 244V245H135ZM147 244V246H146ZM151 244V245H149ZM224 244V243H223ZM222 244V245H223ZM241 244V245H240ZM250 246H249V245ZM68 245V246H67ZM78 245L79 248L77 247ZM92 245L95 247H92ZM104 245V246H103ZM116 245V246H117ZM135 245V246H134ZM139 245L141 246V248L138 249ZM240 245V246H239ZM259 245V246H258ZM261 245V246H260ZM0 246H2V244H0ZM53 246V245H52ZM60 246V245H59ZM73 246H75L73 248ZM101 246V247H100ZM119 246V245H118ZM132 246V247H131ZM137 246V247H136ZM143 246V247H142ZM223 246V247H224ZM234 246V248H233ZM235 246L236 248L238 247V249L243 246V249L242 247L240 248L241 250H238V252L241 251L240 255L238 253V257H236L234 255V253L236 252L237 249H235ZM99 247V248H98ZM103 247V248H102ZM222 247V248H223ZM254 247V248H253ZM55 247H52L51 249H53ZM77 250H76V249ZM93 248H94V252H93ZM133 248L135 250V252L137 253H134V250L131 249ZM150 248V249H148ZM218 248V247H217ZM233 248V249H232ZM257 248V249H256ZM259 248V249H258ZM89 251H88V250ZM98 249H99V252H98ZM107 249V248H106ZM138 249V250H137ZM221 249V248H220ZM224 249V248H223ZM228 249H232V251L228 250ZM235 249V251H234ZM246 249V250H247ZM23 250V249H21ZM56 249H53V254H56L59 250L57 249V252H55ZM79 250V251H78ZM92 250V251H91ZM128 250V251H127ZM141 252H140V251ZM258 250V251H257ZM52 251L50 253H52ZM71 251V252H70ZM86 253H85V252ZM96 251V252H95ZM224 251V250H223ZM75 252V253H74ZM79 252V253H78ZM81 252V253H80ZM93 252V253H92ZM222 252V250H221ZM230 252V253H229ZM234 252V253H232ZM77 253V254H76ZM85 253V254H83ZM130 255H129V254ZM251 255H252V258H251V263L252 264H260L258 263V261L261 260V257H258L256 255H254L251 251H250ZM76 254V255H75ZM81 255V256H80ZM90 255V256H89ZM98 255V256H96ZM127 255V256H126ZM83 256V257H82ZM93 256V257H92ZM133 256H131V259L133 258ZM136 256V257H135ZM216 256H219V258ZM240 256V257H239ZM253 256L255 258H253ZM129 257V258H128ZM215 257V258H214ZM256 257H258L256 259ZM79 258H82V259H79ZM87 258V260L85 261V259ZM89 258V259H88ZM132 259L133 262H130L131 264H135L138 262V264L141 263L142 260H138L137 258V261L136 259ZM141 258V256H140ZM139 258V259H140ZM260 258V259H259ZM82 262H80L79 260ZM129 259V260H128ZM258 260V261H252V260ZM264 259L262 258V264L263 263ZM127 262V263H128ZM227 262V263H226ZM236 262V263H235ZM84 263V264H85ZM86 263V264H88ZM125 262V264H127ZM128 263V264H130ZM223 263V264H224ZM250 261L248 262V264H251ZM68 264V263H67ZM221 264V263H220ZM240 264V262L238 263ZM247 264V263H246Z\"/></svg>",
  "mask_w": 264,
  "mask_h": 264
},
{
  "label": "bare ground",
  "instance_id": "2",
  "mask_svg": "<svg viewBox=\"0 0 264 264\" xmlns=\"http://www.w3.org/2000/svg\"><path fill=\"white\" fill-rule=\"evenodd\" d=\"M43 1V3H44V0H42ZM52 1V0H51ZM55 2H61V3H59V4H63L65 7H64V10H62L61 11V13L63 12V13H68V11H66V9L67 8H69V3H72V7H73V4L77 7L76 9L75 8H73V13H74V9H75V12H76V10H78V12L80 13V15L81 14H83V13H85V12H83L82 13V11H80V10H87L88 8H85V7H87L85 4H87V3H90V2H88V0H87V3H84L86 0H54ZM80 1L81 2H83L82 4L83 5H85L84 6V8L85 9H83L82 7V4H80ZM93 1H96V0H93ZM116 1V0H115ZM127 1V0H126ZM132 1V0H131ZM130 1V2H131ZM137 1V0H136ZM149 1V0H148ZM170 1V0H169ZM175 1V0H174ZM180 1V0H179ZM188 1V0H187ZM196 1V0H195ZM195 1H193L194 3H195ZM214 1V0H213ZM212 1V2H213ZM223 1V0H222ZM227 2L229 1L230 3H229V5L230 6H233V5H235L234 3L235 2H232L231 0H226ZM237 1V0H236ZM246 1V0H245ZM252 1V0H251ZM250 1V2H251ZM262 1V0H261ZM25 2V0H16V1H14V0H0V20H2L3 18L4 19H6L5 21H8L9 19V17H10V13L8 14V12L6 13V14H8V15H6V17H5V10H6V8H7V6L11 3V6H15L14 8H15V10H18L19 11V15H17V21H18V19L20 20V19H22L21 17H20V15L24 12L23 10H24V6H25V4L27 3V2H30V4H33V2H31V1H27L26 3H24ZM40 2H41V0H40ZM46 2V1H45ZM54 2V3H55ZM98 2H101L102 3V1H98ZM104 2V1H103ZM108 2V1H107ZM107 2L105 1V4L104 5H106L107 4ZM118 2H121L120 0L118 1ZM122 2H124V1H122ZM121 2V4H123ZM129 2V0H128V3H130ZM134 2L135 1H133V3L132 4H134ZM138 2V1H137ZM137 2H135V3H137ZM164 2V1H163ZM163 2H162V4H163ZM192 2V3H193ZM202 2V1H201ZM205 2V1H204ZM215 2V1H214ZM218 2H219V0H218ZM239 2V1H238ZM241 2V1H240ZM243 2V1H242ZM247 2V1H246ZM254 2V1H253ZM255 2H257V0L255 1ZM36 3V2H35ZM42 3V2H41ZM48 3V2H47ZM51 3V2H50ZM92 3V5H98V4H96L97 2H91ZM91 3L90 4H88V7L91 5ZM93 3H95V4H93ZM109 3V2H108ZM126 3V2H125ZM125 3H124V5H125ZM138 3H140V2H138ZM137 3V4H138ZM144 2L142 1V3H140L141 5L143 4ZM149 3V2H148ZM155 3V2H154ZM153 3V4H154ZM179 3V2H178ZM178 3H176L175 2V4H178ZM183 3V2H182ZM184 3H185V1H184ZM191 3V4H192ZM197 3V2H196ZM217 3V2H216ZM260 3V2H259ZM264 3V2H263ZM39 4V3H38ZM46 4V3H45ZM52 4V3H51ZM147 4V3H146ZM152 4V3H151ZM151 4H150V6H151ZM159 4V3H158ZM165 4V3H164ZM168 4V3H167ZM166 4V5H167ZM199 4V3H198ZM198 4H196L197 6H198ZM215 4V3H214ZM224 4V3H223ZM226 4H228V3H225V6H226ZM247 4H250V3H247ZM29 5V4H28ZM36 5V4H35ZM48 6H49V4H47ZM46 5V6H47ZM55 5V4H54ZM63 5H62V7H63ZM71 5V4H70ZM91 5V6H92ZM108 5H110V4H108ZM107 5V6H108ZM115 5V4H114ZM117 5V4H116ZM115 5V6H116ZM136 5V4H135ZM144 5V4H143ZM143 5H142V7L141 8H143ZM154 5H156V4H154ZM153 5V6H154ZM169 5V4H168ZM171 5V4H170ZM169 5V6H170ZM184 5V4H183ZM203 5V4H202ZM201 5V6H202ZM219 5V4H218ZM264 5V4H263ZM262 5V6H263ZM47 6V7H48ZM100 6V8H102V5H99ZM126 6V5H125ZM125 6H124V8H125ZM128 6H130L129 4H128ZM149 6V5H148ZM149 6V7H150ZM152 6V7H153ZM180 6V5H179ZM195 6V5H194ZM240 6H241V4H240ZM243 6V5H242ZM251 6V5H250ZM249 6V7H250ZM257 6V5H256ZM6 7V8H5ZM27 7V6H26ZM30 7V6H29ZM46 7V8H47ZM58 7V6H57ZM61 7V6H60ZM71 7V6H70ZM80 7L82 8V9H80ZM95 6H93V8H94ZM109 7V6H108ZM111 8H112V6H110ZM119 7V6H118ZM121 7V6H120ZM135 7V6H134ZM138 7V6H137ZM136 7V8H137ZM155 7V6H154ZM162 7V6H161ZM219 7H221V6H219ZM218 7V8H219ZM251 7H253V6H251ZM250 7V8H251ZM4 8V9H3ZM13 7H11L10 8V10L12 9ZM51 8V7H50ZM50 8L48 7V9L50 10ZM90 8V7H89ZM116 8V7H115ZM115 8L113 9V10H115ZM139 9H138V11L139 12H141L142 13V11L140 10L141 8L140 7H138ZM156 8H157V6H156ZM171 8V7H170ZM181 8V7H180ZM180 8H178V10L180 9ZM188 8V7H187ZM189 8H190V6H189ZM193 8V7H192ZM197 8V7H196ZM199 8H201V7H199ZM205 8V7H204ZM221 8H223V6L221 7ZM225 8V7H224ZM227 8V7H226ZM234 8V7H233ZM242 8V7H241ZM245 8V7H244ZM244 8L242 9V10H244ZM247 8V7H246ZM254 8V7H253ZM259 8V7H258ZM42 9V8H41ZM47 9V10H48ZM54 9H56V8H54V6H53V9L51 8V10H54ZM121 9V8H120ZM131 9V8H130ZM144 9V8H143ZM162 9V8H161ZM175 9V8H174ZM202 9V8H201ZM209 9H212V8H209ZM7 10H8V8H7ZM33 10H35V9H33ZM50 10V11H51ZM56 10H58L59 11V9H56ZM56 10H55V12H56ZM117 10V9H116ZM123 10H125V9H123ZM129 10V9H128ZM133 10V9H132ZM146 10V9H145ZM148 10V9H147ZM165 10V9H164ZM168 10V9H167ZM177 9H175V11H176ZM207 11H209L208 9H206ZM215 10H216V7H215ZM218 10V9H217ZM226 10V9H225ZM232 10V9H231ZM234 10H235V8H234ZM57 11V12H58ZM66 11V12H65ZM70 11H72L71 9H70ZM69 11V12H70ZM88 11V10H87ZM101 11V10H100ZM104 11H106V10H104ZM103 11V12H104ZM135 11V10H134ZM158 11V10H157ZM171 11V10H170ZM179 11H181V10H179ZM179 11H177V13L179 12ZM189 11H191V10H189ZM194 11V10H193ZM206 11V12H207ZM219 11V10H218ZM222 11V10H221ZM248 12H249V10H247ZM257 11H259V10H257ZM263 11V10H262ZM11 12V11H10ZM17 12V11H16ZM48 12V11H47ZM54 12V11H53ZM53 12L51 11V13L53 14ZM108 12V11H107ZM114 12V11H113ZM137 11H135V13H136ZM138 12V13H139ZM146 12H148V11H146ZM146 12H145V14H146ZM182 12H184V10L182 11ZM188 12V11H187ZM197 12H198V10H197ZM200 12V11H199ZM223 12V11H222ZM242 12V11H241ZM251 12V11H250ZM254 12H256V11H254ZM25 13V12H24ZM44 13V15H47V14H45L46 12H43ZM59 13H60V11H59ZM60 13V14H61ZM78 13V14H79ZM97 13V12H96ZM99 13H101V12H99ZM112 13V12H111ZM121 13V12H120ZM134 13V14H135ZM140 13V14H141ZM150 13H151V11H150ZM168 13H170V12H168ZM202 13V12H201ZM231 13V12H230ZM229 12H228V14H230ZM234 13V12H233ZM233 13H231V14H233ZM257 13V12H256ZM262 13V12H261ZM4 14V17H2V15ZM33 14V13H32ZM42 14V13H41ZM41 14H40V17H41ZM49 14V13H48ZM55 14V13H54ZM54 14L53 15H51V14H49L48 16H43V18H45L46 20H48L49 18H53V17H55L54 16ZM59 14V15H60ZM77 13L75 14V15H78ZM90 14V13H89ZM88 14V15H89ZM103 14H105V12L103 13ZM113 14V13H112ZM126 14V13H125ZM131 14V13H130ZM130 14H129V16H130ZM144 14V15H145ZM152 14V13H151ZM156 14H158V13H156ZM171 14V13H170ZM187 14V13H186ZM191 14H193V13H191ZM200 14V13H199ZM247 14V13H246ZM259 14H260V12H259ZM16 15V14H15ZM39 15V14H38ZM37 15V16H38ZM63 15L64 14H61V16L63 17ZM66 15V14H65ZM68 15L69 14H67V16H64V17H68ZM87 15V14H86ZM85 15V16H86ZM91 15V14H90ZM99 15V14H98ZM100 15H102V13L100 14ZM106 15V14H105ZM117 15V14H116ZM120 15V14H119ZM127 15H128V13H127ZM126 15V16H127ZM133 15V14H132ZM143 15V16H144ZM147 15V14H146ZM162 15V14H161ZM180 16L179 17H182L183 16V18L185 17L184 15H182V14H179ZM182 15V16H181ZM202 15H203V13H202ZM216 15V14H215ZM214 15V16H215ZM220 15H222V14H220ZM236 15H237V13H236ZM241 15H243V14H241ZM255 15V14H254ZM24 16H25V14H24ZM70 16H71V14H70ZM84 16V15H83ZM92 16H94V15H92ZM104 16V15H103ZM102 16V17H103ZM110 17H111V14L109 15ZM114 16V15H113ZM112 16V17H113ZM121 16H124V15H121ZM139 16V15H138ZM152 16V15H151ZM154 16V15H153ZM167 16V15H166ZM171 16V15H170ZM175 16V15H174ZM198 16V15H197ZM203 16H205V15H203ZM208 16V15H207ZM219 16V15H218ZM217 16V17H218ZM224 16H225V19H226V17L228 16H226L225 14H224ZM230 16V15H229ZM233 16V15H232ZM231 16V17H232ZM244 16H245V13H244ZM246 16H248L249 17V14L248 15H246ZM16 17V16H15ZM14 17V18H15ZM26 17V16H25ZM39 17V16H38ZM63 17V18H64ZM72 17V16H71ZM73 17H74V15H73ZM96 17V16H95ZM101 17V16H100ZM116 17V16H115ZM133 17V16H132ZM145 17V16H144ZM162 17H163V15H162ZM172 17V16H171ZM187 17H188V15H187ZM221 17V16H220ZM222 17H223V15H222ZM236 17V16H235ZM238 17H240V16H238ZM247 17V18H248ZM257 17V16H256ZM259 17V16H258ZM257 17V18H258ZM34 18V17H33ZM42 17H41V19H43ZM58 18V17H57ZM82 18H86V17H82ZM99 17L97 16V19H98ZM104 18H109L108 17V15H107V17L106 16H104ZM103 18V19H104ZM114 18V17H113ZM117 18H118V16H117ZM123 18V17H122ZM126 18V17H125ZM138 18V17H137ZM140 18V17H139ZM153 18V17H152ZM165 18V17H164ZM169 18V17H168ZM174 18H176V17H174ZM199 18V17H198ZM233 18V17H232ZM247 18H245V20H247L248 21V19ZM261 18V17H260ZM23 19H25V18H23ZM60 19V18H59ZM65 19V18H64ZM66 19H68V18H66ZM115 19V18H114ZM113 19V20H114ZM133 19V18H132ZM141 19V18H140ZM139 19V20H140ZM155 19V18H154ZM170 19H172V18H170ZM189 19V18H188ZM195 19V18H194ZM201 19V18H200ZM207 19V18H206ZM227 19H229L228 17H227ZM231 19V18H230ZM250 19H252V17L250 18ZM15 20V19H14ZM34 21H35V18L33 19ZM33 20L31 21L30 20V22H33ZM36 20H37V18H36ZM38 20H39V18H38ZM38 20L36 21V23L34 24H31L30 22H28L29 23V25H28V30H26L25 28L23 29L24 31H22L21 30V28H22V26L20 25V26H16L15 24H14V27H12L11 28V30H9L10 29V27H9V31H7V29L5 28L4 29V27H1L0 28V244H2V246H0V264H69V262H67L66 263V254H65V250H63L62 248H61V239H62V236H60V235H62L63 234V231H62V233H60L59 231V233H60V235H58V237H56V240L55 241H53V240H43V241H41V246H39L40 245V243H39V245L37 246V247H39V248H36V247H34V244H36V242H32V240L34 241V239H35V237H39V236H43V238L45 237V235H46V231H47V226L51 223V225H52V222H53V220H52V222H49V220L50 219H53V217H54V219H55V221L56 222H62L63 220H67L66 218L64 219V213L62 212V209L61 208H58V209H56V210H50L51 209V207L50 208H48L49 207V205L47 206V196L45 195V193L47 192H45L44 191V189L47 187V186H50V185H57V187H58V190H59V192L60 193H62L63 192V188H62V184H61V179L59 180V181H53L54 180V178H52V176H50L51 175V173L49 172L50 171V168H48V167H50V166H48L47 168H48V170L49 171H45L46 170V165H47V163L46 162H48V160L50 159H52L53 158V160H55L56 162H55V164H59L60 166H62V164L63 163H65L62 159H63V157L64 156H60V154L62 155L63 154V151L60 153L59 151H58V149L56 150V149H54L53 147H51L52 146V142H51V140H48L49 139V137L47 138V133H48V131L50 130V134H51V132L53 131H51V128L52 127H54V126H52V127H49V126H51L52 124H53V122H51L50 123V121H49V119H50V117H52L51 119V121H53L55 118L53 117V116H50V110H52V109H50V107H52L51 105L53 104V100L51 101V96H52V99H53V96H55V95H52L53 94V85H54V87H55V85L57 86V87H55V89L56 88H58V89H60L61 88V84H63L64 82H60L59 81V79H57V78H55V79H53L52 78V73H51V69H50V67H52V63L50 64V63H48L49 61H48V58H47V56H44V55H40L41 53H40V51L44 48V47H46L48 44H49V42H47L49 39H52L51 37H52V34L54 33V34H57V37H58V40L59 39H61V37L63 36L62 34H65V33H63L62 31H64L65 29H64V27H63V29H62V26H64L65 24H63L62 22H61V20L59 21V22H61L62 24H58L57 25V28L55 29V26H54V31L53 30H51L52 28H50L48 25V28H50V29H48V28H45L46 27V25L45 24H42V23H40V22H38ZM44 20V19H43ZM45 20V21H46ZM58 20V19H57ZM69 20V19H68ZM72 20V19H71ZM75 20V19H74ZM80 20V19H79ZM102 20V19H101ZM116 21H118L119 22V20H117V19H115ZM114 20V21H115ZM124 20H126V19H124ZM123 20V21H124ZM131 20V19H130ZM143 20V19H142ZM182 20V19H181ZM185 20V19H184ZM209 20V19H208ZM212 20V19H211ZM223 20V19H222ZM235 20V19H234ZM237 20V19H236ZM3 21V20H2ZM29 21V20H28ZM78 21V20H77ZM83 21V20H82ZM85 21H89V20H86L85 19ZM103 21V20H102ZM109 21V20H108ZM122 21V20H121ZM135 22H136V20H134ZM154 21V20H153ZM165 21V20H164ZM175 21H176V19H175ZM186 21V20H185ZM194 21V20H193ZM214 21V20H213ZM230 21H232V20H230ZM238 21H240L239 19H238ZM243 22H244V20H242ZM254 21V20H253ZM252 21V22H253ZM257 21H259V20H257ZM15 22V21H14ZM47 22V21H46ZM63 22H65V20L63 21ZM67 22V21H66ZM79 22H81V21H79ZM86 22V23H87ZM91 22V21H90ZM89 22V23H90ZM163 22V21H162ZM182 22H183V20H182ZM189 22H192V21H189ZM196 22V21H195ZM206 22V21H205ZM208 22V21H207ZM211 22V21H210ZM215 22H217V20L215 21ZM225 22V21H224ZM227 22H229V21H227ZM237 22V21H236ZM3 23H5V22H3ZM48 23V22H47ZM46 23V24H47ZM49 23H50V25H51V22L49 21ZM72 23H73V21H72ZM74 23H75V21H74ZM83 23V22H82ZM88 23V24H89ZM94 23V22H93ZM120 23V22H119ZM124 23V22H123ZM142 22H140V24H141ZM149 23H150V21H149ZM152 23V22H151ZM164 23H166V22H164ZM173 23V22H172ZM175 23V22H174ZM173 23V24H174ZM177 23H179V22H177ZM193 23V22H192ZM191 23V24H192ZM200 23H202L201 21H200ZM218 23V22H217ZM246 23V22H245ZM31 24V25H30ZM78 24V23H77ZM88 24H86V25H88ZM92 24V23H91ZM106 24V23H105ZM115 24V23H114ZM125 24H126V21H125ZM133 24H134V22H133ZM145 24H147V23H145ZM161 24V23H160ZM172 24V25H173ZM180 24V23H179ZM184 24V22L182 23V25ZM189 24V23H188ZM203 24V23H202ZM213 24V23H212ZM216 24V23H215ZM219 24V23H218ZM225 25H226V23H224ZM243 24V23H242ZM248 24V23H247ZM250 24V23H249ZM248 24V25H249ZM258 24V23H257ZM260 24V23H259ZM24 25H25V22H24ZM41 25H43V26H41ZM52 25H53V23H52ZM67 25V24H66ZM75 25V27H78L77 25H76V23L74 24ZM90 25V24H89ZM94 25V24H93ZM107 25V24H106ZM128 25H130V24H128ZM132 25V24H131ZM135 25V24H134ZM136 25H139V23L138 24H136ZM135 25V26H136ZM142 26H144L143 25V23L141 24ZM153 25V24H152ZM171 25V24H170ZM181 25V26H182ZM190 25V24H189ZM188 25V26H189ZM193 25V24H192ZM192 25H191V27H192ZM197 25V24H196ZM196 25H195V28H196ZM206 25V24H205ZM210 25H211V23H210ZM231 25V24H230ZM261 25V24H260ZM0 26H2V25H0ZM9 26V25H8ZM25 26H27V24L25 25ZM69 26H72V25H67V27H69ZM80 26V25H79ZM109 26V25H108ZM118 26H120V25H118ZM147 26V25H146ZM149 26V25H148ZM176 26V25H175ZM184 26V25H183ZM204 26V25H203ZM251 26V24L249 25V27ZM253 26V25H252ZM256 25H254L253 26V29H254V27H255ZM17 27H19V28H17ZM52 27V26H51ZM73 27V26H72ZM85 27H88V26H85ZM84 27V28H85ZM98 27V26H97ZM96 27V28H97ZM100 27V26H99ZM109 27H111V25L109 26ZM113 27H115L114 25H113ZM125 27H127V26H124V28ZM132 27V26H131ZM131 27H129V28H131ZM149 27H151V26H149ZM154 27V26H153ZM157 27V26H156ZM155 27V28H156ZM194 27V26H193ZM206 27V26H205ZM204 27V28H205ZM216 27H217V24H216ZM215 27V28H216ZM223 27V26H222ZM227 27V26H226ZM239 27V26H238ZM241 27V26H240ZM263 28V26H260V29L262 30V28ZM70 28V27H69ZM80 27H78L77 29L76 28H74V29H76V30H80L81 31V29H79ZM89 29H90V27H88ZM108 28V27H107ZM112 28V27H111ZM117 28H119V27H117ZM134 28V27H133ZM137 28V27H136ZM140 28V27H139ZM143 28V27H142ZM159 27H157V29H158ZM162 28V27H161ZM169 28V27H168ZM186 28V27H185ZM188 28V27H187ZM190 28V27H189ZM200 28H202V27H200ZM214 28V29H215ZM218 28V27H217ZM220 28V27H219ZM243 28H245V27H242V29ZM258 28V29H257ZM48 29V30H47ZM98 29V28H97ZM110 29V28H109ZM108 29V30H109ZM115 29V28H114ZM120 29V28H119ZM146 29V28H145ZM149 29V28H148ZM151 29V28H150ZM160 29V28H159ZM173 29V28H172ZM179 29V28H178ZM178 29H177V31H178ZM182 29V28H181ZM194 29V28H193ZM206 29H207V27H206ZM213 29V28H212ZM238 29V28H237ZM248 29V28H247ZM259 30V27H256L254 30ZM66 30H67V28H66ZM71 30H72V28H71ZM70 30V31H71ZM88 30V29H87ZM131 30V29H130ZM139 30V29H138ZM143 31H144V29H142ZM155 30V29H154ZM169 30H171V29H169ZM174 30V29H173ZM172 30V31H173ZM185 30V29H184ZM205 30V29H204ZM210 31L211 32V30L210 29H207V31ZM232 30V29H231ZM249 30H250V28H249ZM84 31H85V29H84ZM90 31V30H89ZM103 31V30H102ZM101 31V32H102ZM107 31V30H106ZM112 31V30H111ZM113 31H115V30H113ZM121 31V30H120ZM132 31V30H131ZM136 31V30H135ZM152 31V30H151ZM158 31V30H157ZM160 31H162V30H160ZM176 31V30H175ZM175 31H173V33H175ZM177 31H176V33H177ZM181 31V30H180ZM186 31V30H185ZM193 30H191V32H192ZM196 31H197V29H196ZM92 32V31H91ZM118 33L119 32V30H116L115 31V33ZM163 32H165V31H163ZM187 32V31H186ZM202 32V31H201ZM217 32V31H216ZM215 32V33H216ZM236 32V31H235ZM243 32V31H242ZM248 32V31H247ZM259 31H257V33H258ZM261 32V31H260ZM77 33V32H76ZM76 33H74V34H76ZM82 33H84V32H82ZM88 33V32H87ZM86 33V34H87ZM114 33V34H115ZM121 33V32H120ZM119 33V34H120ZM132 33V32H131ZM134 33V32H133ZM144 33V32H143ZM166 33V32H165ZM165 33H163V34H165ZM168 33V32H167ZM166 33V34H167ZM175 33V34H176ZM181 33V32H180ZM183 33H185V32H183ZM196 33V32H195ZM214 33V34H215ZM219 33H220V31H219ZM228 33H229V29H228ZM231 33H232V31H231ZM239 33V32H238ZM245 33V32H244ZM254 33V32H253ZM264 33V32H263ZM262 33V34H263ZM53 34V35H54ZM78 34V36H79V32L77 33ZM93 34V33H92ZM126 34V33H125ZM140 34H142V31H141V33ZM161 34H162V32L160 33V37H162L161 36ZM165 34V35H166ZM170 34H172V33H170ZM182 34V33H181ZM207 34V33H206ZM227 34V33H226ZM248 34V33H247ZM89 35V34H88ZM94 35V34H93ZM107 35V34H106ZM109 35V34H108ZM107 35V36H108ZM110 35H112V34H110ZM123 35V34H122ZM135 35V34H134ZM133 35V36H134ZM138 35H139V33H138ZM145 35H146V33H145ZM168 35H169V33H168ZM184 35V34H183ZM182 35V36H183ZM186 35H188V34H186ZM191 35V34H190ZM196 35H197V33H196ZM208 35H209V33H208ZM222 35V34H221ZM238 35V34H237ZM244 35V34H243ZM242 35V36H243ZM249 35V34H248ZM264 35V34H263ZM66 36V35H65ZM89 36H91V33H90V35ZM88 36V37H89ZM95 36V35H94ZM93 36V37H94ZM104 36V35H103ZM117 36V35H116ZM125 36V35H124ZM129 36H130V34H129ZM139 36H141V35H139ZM144 36V35H143ZM176 36H178V35H176ZM199 36V35H198ZM202 36V35H201ZM204 36V35H203ZM213 36V35H212ZM224 36V35H223ZM241 36V37H242ZM253 36V35H252ZM43 37H45L46 39H47V41H45L46 39L44 38V40H43ZM54 37V36H53ZM82 37V36H81ZM87 37V36H86ZM102 36H100L99 37V39L101 38ZM109 37V36H108ZM127 37V36H126ZM145 37H147V35L145 36ZM145 37H142V38H145ZM150 37H152V36H150ZM172 37H173V35H172ZM196 37V36H195ZM210 37V36H209ZM215 37V36H214ZM217 38H218V36H216ZM263 37V36H262ZM78 38V37H77ZM103 38V37H102ZM106 38V37H105ZM133 38V37H132ZM134 38H135V36H134ZM138 37H136V39H137ZM141 38V37H140ZM153 38V37H152ZM163 38V37H162ZM194 38V37H193ZM238 38V37H237ZM240 38V37H239ZM258 38H260V37H258ZM63 39H66V38H64L63 37ZM79 39V38H78ZM83 39V38H82ZM97 40H98V38H96ZM146 39V38H145ZM145 39H143V42H145L146 40ZM156 40L158 39V37L157 38H155ZM169 39V38H168ZM185 39H186V37H185ZM198 39V38H197ZM205 39V38H204ZM207 39V38H206ZM210 39V38H209ZM212 39V38H211ZM230 39V38H229ZM241 39H243V38H241ZM248 39V38H247ZM246 39V40H247ZM261 39V38H260ZM263 39H264V37H263ZM262 39V40H263ZM87 40H88V38H87ZM110 40V39H109ZM119 40V39H118ZM122 40V39H121ZM124 40V39H123ZM129 40V39H128ZM145 40V41H144ZM149 40H151V39H149ZM154 40V39H153ZM160 40V39H159ZM167 40V39H166ZM166 40L164 41V43L166 42ZM178 40V39H177ZM180 40H183V39H181L180 38ZM188 40L189 41H191V39H189L188 38ZM199 40H200V38H199ZM213 40H215V39H213ZM219 40V39H218ZM251 40V39H250ZM52 41V40H51ZM55 41V40H54ZM66 41H67V39H66ZM79 41V40H78ZM101 41H103V40H101ZM114 41V40H113ZM172 41V40H171ZM186 41V40H185ZM201 41H202V39H201ZM215 41H217V40H215ZM221 41V40H220ZM224 41V40H223ZM255 41V40H254ZM56 42V41H55ZM55 42H53V43H55ZM74 42V41H73ZM77 42V41H76ZM85 42V41H84ZM86 42H89V40L88 41H86ZM90 42H92V41H90ZM117 42V41H116ZM116 42H114V43H116ZM119 42V41H118ZM128 42V41H127ZM136 42V41H135ZM141 42V41H140ZM139 42V43H140ZM146 42H148V41H146ZM160 41H158L157 43H159ZM203 42V41H202ZM208 42H209V40H208ZM214 42V41H213ZM234 42V41H233ZM235 42H237L236 41V39H235ZM242 42V41H241ZM66 43V42H65ZM99 43V42H98ZM112 43V42H111ZM138 43V44H139ZM142 43V42H141ZM163 43V42H162ZM167 43H169V42H167ZM170 43H172V42H170ZM169 43V44H170ZM174 43H176L177 44V42H174ZM180 43V42H179ZM184 43H186V42H184ZM194 43H195V41H194ZM193 43V47H194V44ZM203 43H205V42H203ZM228 43V42H227ZM251 43V42H250ZM59 44V43H58ZM57 44V47L59 46ZM61 44V43H60ZM64 44V43H63ZM73 44V43H72ZM95 44V43H94ZM117 44V43H116ZM169 44H167V45H169ZM175 44V45H176ZM189 44V43H188ZM187 44V45H188ZM218 44V43H217ZM224 44V43H223ZM229 44V43H228ZM231 44V43H230ZM243 44V43H242ZM50 45V44H49ZM48 45V46H49ZM65 45V44H64ZM75 45V44H74ZM73 45V46H74ZM76 45H77V43H76ZM101 45H102V43H101ZM106 45H107V43H106ZM105 45V46H106ZM113 45V44H112ZM122 45V44H121ZM133 45V44H132ZM146 45V44H145ZM159 45V44H158ZM162 45V44H161ZM165 45V44H164ZM178 45V44H177ZM177 45H176V47H177ZM185 45V44H184ZM187 45H185V46H187ZM190 45V44H189ZM197 45H198V43H197ZM196 45V46H197ZM209 45V44H208ZM216 45V44H215ZM219 45V44H218ZM233 45V44H232ZM259 45V44H258ZM51 46H52V44H51ZM63 46V45H62ZM72 46V45H71ZM72 46V47H73ZM96 46V45H95ZM113 46H115V44L113 45ZM160 46V45H159ZM158 46V47H159ZM163 46V45H162ZM170 46H172V45H170ZM178 46H181V45H178ZM184 46V47H185ZM206 46V45H205ZM220 46V45H219ZM226 46V45H225ZM224 46V47H225ZM236 46V45H235ZM235 46H233V47H235ZM239 46V45H238ZM238 46L236 47V48H238ZM256 46V45H255ZM53 47V46H52ZM75 47V46H74ZM77 47V46H76ZM75 47V48H76ZM82 47V46H81ZM103 47V46H102ZM101 47V48H102ZM107 47H111V46H107ZM118 47V46H117ZM124 47V46H123ZM131 47H133V46H131ZM139 47V46H138ZM143 46H141L140 47V49L142 48ZM167 47V46H166ZM173 47V46H172ZM182 47V46H181ZM230 47V46H229ZM54 48H55V45H54ZM53 48V49H54ZM59 48V47H58ZM63 48V47H62ZM70 48V47H69ZM112 48V47H111ZM145 48V47H144ZM163 48V47H162ZM169 48V47H168ZM183 48V47H182ZM190 48V47H189ZM213 48H215L214 47V45H213ZM218 48V47H217ZM231 48V47H230ZM249 48V47H248ZM47 49V48H46ZM56 50H57V48H55ZM72 49V48H71ZM77 49V48H76ZM75 49V50H76ZM129 49V48H128ZM127 49V50H128ZM133 49H135L134 47H133ZM138 49V48H137ZM157 49V48H156ZM165 49V48H164ZM167 49V48H166ZM173 50H174V48H172ZM191 49V48H190ZM210 49V48H209ZM220 49H221V47H220ZM225 49V48H224ZM223 49V50H224ZM227 49H229V48H227ZM242 49V48H241ZM44 50H45V48H44ZM44 50H42V52H44ZM48 50L51 52V49H47V51L45 50V52H47L48 53ZM163 50V49H162ZM168 50V49H167ZM176 50V49H175ZM184 50H185V48H184ZM187 51H188V49H186ZM198 50V49H197ZM213 50V49H212ZM216 50V49H215ZM235 50V49H234ZM60 51V50H59ZM87 51H88V49H87ZM86 51V52H87ZM94 51H95V49H94ZM103 51V50H102ZM142 51V50H141ZM140 51V52H141ZM156 51V50H155ZM170 51V50H169ZM169 51H167V52H169ZM179 51H181V50H179ZM202 51V50H201ZM204 51V50H203ZM206 51V50H205ZM214 51V50H213ZM212 51V52H213ZM220 51V50H219ZM219 51H216V52H219ZM243 51V50H242ZM45 52H44V54H45ZM50 52H49V54H50ZM63 52V51H62ZM65 52V51H64ZM90 52V51H89ZM88 52V53H89ZM91 52H92V50H91ZM98 52V51H97ZM103 52H106L105 50L103 51ZM128 52V51H127ZM129 52H130V50H129ZM135 52H136V50H135ZM174 52V51H173ZM195 52H196V50H195ZM207 52V51H206ZM211 52V51H210ZM226 52V51H225ZM234 52V51H233ZM232 52V53H233ZM38 53H40V54H38ZM56 53H58L57 51H56ZM73 53L74 52H72V55H73ZM80 53V52H79ZM92 53H94V52H92ZM99 53V52H98ZM112 53V52H111ZM138 53V52H137ZM142 53V52H141ZM143 53H145L146 54V52L144 51ZM142 53V54H143ZM150 53V52H149ZM157 53V52H156ZM159 53V52H158ZM177 53V52H176ZM198 53H201L202 54V52H198ZM198 53H197V55H198ZM209 53V52H208ZM208 53H207V55H208ZM222 53V52H221ZM242 53V52H241ZM259 53V52H258ZM54 54V53H53ZM60 54V53H59ZM65 54H67V53H65ZM75 54H77V52L75 53ZM95 54V53H94ZM104 53H102V54H100V55H103ZM132 54V53H131ZM135 53H133V55H134ZM139 54V53H138ZM144 54V55H145ZM148 54V53H147ZM165 54V53H164ZM168 54V53H167ZM171 54V53H170ZM173 54H175V53H173ZM182 54V53H181ZM186 55L187 54H189L188 52H186L185 53ZM184 54V55H185ZM220 54V53H219ZM233 54H235V53H233ZM238 53H236L235 55H237ZM47 55V54H46ZM68 55V54H67ZM71 55V56H72ZM88 55V54H87ZM90 55V54H89ZM88 55V56H89ZM95 55H97V54H95ZM99 55V54H98ZM97 55V56H98ZM113 55V54H112ZM111 55V56H112ZM128 55V54H127ZM126 55V56H127ZM160 55H161V53H160ZM183 55V54H182ZM193 55V54H192ZM196 55V54H195ZM204 55V54H203ZM225 55V54H224ZM260 55V54H259ZM48 56H50V55H48ZM78 56H82V55H77V58H78ZM120 56V55H119ZM146 56V55H145ZM144 56V57H145ZM149 56V55H148ZM153 56H155V55H153ZM159 56V55H158ZM162 56H164L163 54H162ZM165 56H166V54H165ZM170 56H172V54L170 55ZM179 56V55H178ZM223 56V55H222ZM238 56V55H237ZM240 56V55H239ZM253 56H255V54H253ZM51 57V56H50ZM54 57V56H53ZM59 57V56H58ZM70 57V56H69ZM90 57V56H89ZM89 57H88V59H89ZM92 57V56H91ZM90 57V58H91ZM104 57V56H103ZM139 57V56H138ZM156 57V56H155ZM189 57H191V56H189ZM202 57V56H201ZM207 57V56H206ZM205 57V58H206ZM220 57H221V55H220ZM241 57V56H240ZM256 57V56H255ZM255 57H253V58H255ZM262 57H264V55L262 56ZM80 58V57H79ZM85 58V57H84ZM94 58V57H93ZM98 58V57H97ZM102 58V57H101ZM105 58H107V56H105ZM104 58V59H105ZM120 58H121V56H120ZM127 58V57H126ZM130 58V57H129ZM135 58H137L136 57V55H135ZM151 58V57H150ZM167 58V57H166ZM165 58V59H166ZM172 58V57H171ZM199 58V57H198ZM235 58V57H234ZM244 58V57H243ZM261 58V57H260ZM257 59L258 60V62H261V61H259V60H261V59ZM60 59V58H59ZM58 59V60H59ZM68 59V58H67ZM66 59V60H67ZM87 59V58H86ZM109 59V58H108ZM133 59V58H132ZM138 59V58H137ZM141 60H142V58H140ZM152 59V58H151ZM156 59V58H155ZM175 59V58H174ZM194 59H196V58H194ZM207 59V58H206ZM216 59V58H215ZM245 59V58H244ZM248 59V58H247ZM61 60V59H60ZM65 60V61H66ZM69 60V59H68ZM70 60H71V58H70ZM85 60V59H84ZM99 60V59H98ZM107 60V59H106ZM134 60V59H133ZM140 60V61H141ZM157 60V59H156ZM167 60V59H166ZM165 60V61H166ZM175 60H177V59H175ZM191 60V59H190ZM190 60H186V61H190ZM196 60H198V59H196ZM203 60V59H202ZM205 60V59H204ZM238 60V59H237ZM256 60V59H255ZM255 60H253L254 62V65H257V60H256V64H255ZM90 61V60H89ZM92 61V60H91ZM111 61V60H110ZM128 61V60H127ZM135 61V60H134ZM143 61H144V58H143ZM168 61V60H167ZM170 61V60H169ZM183 61V60H182ZM206 61V60H205ZM212 61H214V60H212ZM250 61V60H249ZM69 62V61H68ZM76 62V61H75ZM96 62H97V60H96ZM102 62V61H101ZM125 62H126V60H125ZM133 62V61H132ZM145 62H146V60H145ZM156 62V61H155ZM162 63H163V61H161ZM179 62V61H178ZM184 62V61H183ZM204 62V61H203ZM221 62V61H220ZM227 62V61H226ZM239 62V61H238ZM237 62V63H238ZM64 60H63V62L61 61V65L62 66H65L64 64ZM67 63V62H66ZM72 63V62H71ZM78 63V62H77ZM84 63V62H83ZM87 63V62H86ZM100 63V62H99ZM127 63H129V62H127ZM136 63V62H135ZM167 63V62H166ZM180 63V62H179ZM189 63V62H188ZM202 63V62H201ZM240 63V62H239ZM248 63V62H247ZM252 63V62H251ZM261 63H263V62H261ZM49 64H50V67H49ZM79 64V63H78ZM95 64H97V63H95ZM132 64V63H131ZM133 64H134V62H133ZM132 64V65H133ZM137 64V63H136ZM135 64V65H136ZM140 64V63H139ZM142 64V63H141ZM145 64V63H144ZM154 64V63H153ZM161 64V63H160ZM205 64V63H204ZM207 64V63H206ZM227 64H229L228 62H227ZM250 63H248V65H249ZM87 65H88V63H87ZM86 65V66H87ZM90 65V64H89ZM94 65V64H93ZM117 65V64H116ZM115 65V66H116ZM129 65V64H128ZM146 65V64H145ZM158 65V64H157ZM182 65V64H181ZM203 65V64H202ZM237 65V64H236ZM235 65V67L236 68H241V66H236ZM240 65V64H239ZM243 65H245V64H243ZM253 65V64H252ZM251 64H250V66H252ZM75 66V65H74ZM83 66V65H82ZM101 66V65H100ZM134 66V65H133ZM143 66V65H142ZM141 66V67H142ZM155 66V65H154ZM163 66V65H162ZM184 66V65H183ZM186 66V65H185ZM233 66V65H232ZM69 67H71V65L69 66ZM69 67H68V69H69ZM77 67V66H76ZM80 67V66H79ZM88 67V66H87ZM93 67V66H92ZM113 67H114V65H113ZM132 67V66H131ZM140 67V68H141ZM156 67V66H155ZM244 67V66H243ZM56 69L58 68L59 69V67L57 66V67H55ZM55 68H52L53 70L55 69ZM82 68V67H81ZM100 68V67H99ZM105 68V67H104ZM104 68H102V69H104ZM110 68V67H109ZM111 68H112V66H111ZM132 68H134V67H132ZM158 68V67H157ZM185 68V67H184ZM188 68V67H187ZM258 68V67H257ZM65 69V68H64ZM73 69V68H72ZM84 69V68H83ZM86 69V68H85ZM101 69V68H100ZM118 69V68H117ZM137 69V68H136ZM244 69H245V67H244ZM262 69V68H261ZM60 70H62L61 68H60ZM58 71L57 70V72H59V75L62 73L61 71ZM71 70V69H70ZM88 70V69H87ZM93 70V69H92ZM161 70V69H160ZM185 70V69H184ZM237 70V69H236ZM242 70V69H241ZM245 70H247V68L245 69ZM244 70V71H245ZM249 70V69H248ZM264 70V69H263ZM54 71H56V70H54ZM54 71H52L53 72V76H55L56 75V72L54 73ZM105 71V70H104ZM125 71V70H124ZM141 71V70H140ZM140 71H139V73H140ZM190 71V70H189ZM188 71V72H189ZM192 71H193V69H192ZM239 70H237V72H238ZM243 71V72H244ZM92 72V71H91ZM186 73H187V71H185ZM236 72V71H235ZM236 72V73H237ZM67 73V72H66ZM77 73V72H76ZM80 73V72H79ZM93 73V72H92ZM135 73V72H134ZM134 73H133V75H134ZM145 73V72H144ZM191 72H189V74H190ZM239 73V72H238ZM250 73V72H249ZM55 74V75H54ZM62 74H65L64 72L62 73ZM130 74V73H129ZM173 74V73H172ZM191 74H193V73H191ZM240 74H242L241 72H240ZM239 74V75H240ZM248 74V73H247ZM254 74V73H253ZM59 75H57V76H59ZM132 75V76H133ZM177 75V74H176ZM188 75V74H187ZM231 75V74H230ZM234 75H237V74H234ZM243 75V74H242ZM242 75H240L239 77L240 78H237V79H235L234 80V78H235V76H233L234 78H233V80L232 81H234L235 83H239V85L242 83H240V81H242L243 80V77H244V75L242 76ZM63 76V75H62ZM136 76V75H135ZM189 76V75H188ZM191 76V75H190ZM231 76V77H232ZM257 76V75H256ZM56 77V76H55ZM67 77V76H66ZM73 77V76H72ZM71 77V78H72ZM94 77V76H93ZM110 77V76H109ZM134 77V76H133ZM137 77H139V76H137ZM158 77V76H157ZM166 77V76H165ZM176 77V76H175ZM195 77V76H194ZM238 77V76H237ZM250 77V76H249ZM253 77V76H252ZM61 78V77H60ZM86 78V77H85ZM89 78V77H88ZM95 78V77H94ZM128 78V77H127ZM130 78V77H129ZM134 78H136V77H134ZM140 78H142L141 76H140ZM163 78V77H162ZM167 78V77H166ZM181 78V77H180ZM247 78H248V76H247ZM62 79V78H61ZM60 79V80H61ZM92 79V78H91ZM107 79H109V78H107ZM115 79V78H114ZM113 79V80H114ZM123 79V78H122ZM160 79V78H159ZM246 79V77L244 78V80ZM62 80H64V79H62ZM75 80V79H74ZM85 80V79H84ZM93 80V79H92ZM111 80V79H110ZM119 80V79H118ZM139 80V79H138ZM142 80H143V78H142ZM167 80V79H166ZM174 80V79H173ZM249 80H250V78H249ZM68 81V80H67ZM82 81H83V79H82ZM88 81H90V80H88ZM121 81V80H120ZM246 81H248V80H246ZM257 81H258V79H257ZM59 82H60V84H59ZM113 82V81H112ZM114 82H116V80L114 81ZM122 82H124V81H122ZM190 82V81H189ZM233 82V83H234ZM262 82H263V80H262ZM73 83V82H72ZM78 84H79V81L77 82ZM82 83V82H81ZM121 83V82H120ZM130 83H131V81H130ZM135 83V82H134ZM232 83V84H233ZM258 83V82H257ZM66 84V83H65ZM111 84V83H110ZM113 84H116V83H113ZM117 84H119V83H117ZM116 84V85H117ZM229 84V83H228ZM244 84V83H243ZM66 86V85H65ZM105 86V85H104ZM119 86V85H118ZM132 86H134V85H132ZM225 86V85H224ZM237 86V85H236ZM60 87V88H59ZM63 87H64V85H63ZM234 87V86H233ZM244 87V86H243ZM123 88V87H122ZM134 88V87H133ZM223 88V87H222ZM231 88V87H230ZM240 88H241V85H240ZM64 89V88H63ZM69 89V88H68ZM79 89V88H78ZM112 89H114V88H112ZM130 89H131V87H130ZM135 89V88H134ZM251 89V88H250ZM67 90V89H66ZM110 90V89H109ZM242 90V89H241ZM260 90V89H259ZM56 91H58V90H56ZM61 91V90H60ZM71 91V90H70ZM74 91V90H73ZM78 91V90H77ZM114 91V90H113ZM123 91V90H122ZM231 91V90H230ZM255 91V90H254ZM61 92H63V91H61ZM60 92V93H61ZM67 92V91H66ZM69 92V91H68ZM107 92V91H106ZM111 92V91H110ZM127 92V91H126ZM129 92V91H128ZM133 92V91H132ZM136 92V91H135ZM141 92V91H140ZM139 92V93H140ZM143 92H144V90H143ZM238 92V91H237ZM236 92V93H237ZM248 92H250V91H248ZM253 92V91H252ZM59 93V92H58ZM57 93V94H58ZM70 93V92H69ZM118 93V92H117ZM131 93V92H130ZM142 93V92H141ZM140 93V94H141ZM145 93V92H144ZM70 94H72V93H70ZM80 94H82V93H80ZM112 94V93H111ZM114 94H116V93H114ZM241 94H243V93H241ZM244 94H246V93H244ZM63 95H64V92H63ZM86 95V94H85ZM127 95V94H126ZM143 95V94H142ZM145 95V94H144ZM216 95V94H215ZM240 95V94H239ZM249 95V94H248ZM71 96V95H70ZM76 97L77 96H79V94H77V95H75ZM117 96V95H116ZM213 96V95H212ZM216 96H218V93H217V95ZM220 96V95H219ZM58 97V96H57ZM57 97H55V98H57ZM62 96H60V98H58V99H61L60 100V102L64 99L63 97L61 98ZM69 97V96H68ZM132 97H133V95H132ZM132 97H130V98H132ZM246 97V96H245ZM73 98V97H72ZM85 98H87V97H85ZM91 98V97H90ZM129 98V99H130ZM138 98V97H137ZM141 98V97H140ZM149 98V97H148ZM217 98V97H216ZM227 98V97H226ZM68 99V98H67ZM79 99V98H78ZM82 99V98H81ZM89 99V98H88ZM142 99H143V97H142ZM146 99V98H145ZM144 99V100H145ZM215 99V98H214ZM225 99V98H224ZM69 100V99H68ZM108 100V99H107ZM143 100V101H144ZM234 100V99H233ZM232 100V101H233ZM58 101V100H57ZM72 101V100H71ZM147 101V100H146ZM205 101V100H204ZM222 101V100H221ZM242 101V100H241ZM55 102V104L57 103L56 101H54ZM226 102V101H225ZM63 103V102H62ZM140 103V102H139ZM215 103V102H214ZM220 103H222V102H220ZM219 103V104H220ZM242 103V102H241ZM54 104V105H55ZM58 104V103H57ZM57 104H56V107L58 108L59 106H57ZM64 104H65V102H64ZM210 104V103H209ZM208 104V105H209ZM218 104V105H219ZM53 105V106H54ZM58 105H60L61 107H62V104H58ZM141 105V104H140ZM139 105V106H140ZM212 105V104H211ZM233 105V104H232ZM236 105V104H235ZM222 106V105H221ZM220 106V107H221ZM234 106V105H233ZM63 107H65V106H63ZM68 107V106H67ZM141 107H143V106H141ZM201 107V106H200ZM203 107V106H202ZM57 108H54L53 107V110L54 109H57ZM72 108V107H71ZM78 108V107H77ZM76 108V109H77ZM138 108V107H137ZM61 109H62V111H63V113H64V110H65V108L63 109V108H60V110L59 109H57L59 112L61 111ZM142 109V108H141ZM200 109V108H199ZM217 109V108H216ZM237 109H238V107H237ZM75 110V109H74ZM78 110V109H77ZM120 110V109H119ZM208 110V109H207ZM218 110V109H217ZM216 110V111H217ZM62 111H61V114H62ZM68 111V110H67ZM67 111H66V113H67ZM69 111H70V109H69ZM143 111V110H142ZM205 111V110H204ZM203 111V112H204ZM59 112H56L55 111V113H58V115H59ZM122 112V111H121ZM215 112V111H214ZM237 112V111H236ZM241 112V111H240ZM247 112V111H246ZM72 113V112H71ZM109 113V112H108ZM111 113V112H110ZM193 113V112H192ZM61 114H60V116L59 117H57V116H55L56 117V119H60V117H64L65 116V113H64V116L62 115L61 116ZM118 114V113H117ZM195 114H198V112L197 113H195ZM203 114V113H202ZM215 114H216V112H215ZM73 115V114H72ZM75 115H77V114H75ZM125 115V114H124ZM206 115V114H205ZM217 115V114H216ZM198 116V115H197ZM79 116H77V118H78ZM127 117V116H126ZM194 117V116H193ZM204 117V116H203ZM207 117V116H206ZM229 117H230V115H229ZM228 116L226 117V118H229ZM65 118V117H64ZM201 118V117H200ZM225 118V119H226ZM56 119H55V121H54V123L56 124L58 121H59V119H58V121H56ZM108 119V118H107ZM196 119H198V122L201 120V119H199V118H196ZM195 119V120H196ZM203 119H205V118H202V120H201V122H199V123H196V126L195 125H193V126H195L196 127V129L198 130L199 128H197L199 125L198 124H200L201 126L203 125V128L205 127L204 126V124L203 123H205L206 124V121H207V119H205V120H203ZM209 119L211 120V117H209ZM208 119V120H209ZM212 119H213V115H212ZM61 120V119H60ZM63 120H65V119H62L61 121H63ZM209 120V121H210ZM219 120V119H218ZM60 121V122H61ZM66 121V120H65ZM65 121H63L62 122V124L64 123V125H62L61 123V125H62V131H63V129H64V127H65ZM80 121V120H79ZM194 121V120H193ZM197 121V120H196ZM195 121V122H196ZM205 121V122H204ZM230 121V120H229ZM114 122V121H113ZM211 122V121H210ZM51 125H50V124ZM67 123H68V121H67ZM185 123V122H184ZM194 123V122H193ZM229 123V122H228ZM48 124H49V126H48ZM60 124H56V125H60ZM121 124V123H120ZM183 124V123H182ZM195 124V123H194ZM209 125H210V123H208ZM76 125H77V123H76ZM82 125V124H81ZM105 125V124H104ZM107 125V124H106ZM110 125V122H109V124H108V126ZM112 125V124H111ZM222 125V124H221ZM220 125V126H221ZM73 126V125H72ZM248 126V125H247ZM48 127L50 128V129H48ZM74 127H76V126H74ZM105 127V126H104ZM144 127V126H143ZM206 127H207V125H206ZM218 127V126H217ZM57 128V127H56ZM55 128V129H56ZM60 128V126H59V128L58 129H61ZM113 128H114V126H113ZM119 128V127H118ZM140 128V127H139ZM212 128V127H211ZM220 128V127H219ZM226 128V127H225ZM241 128V127H240ZM239 128V129H240ZM53 129V128H52ZM69 129V128H68ZM92 129V128H91ZM124 129V128H123ZM195 129V130H196ZM200 129H202V128H200ZM205 129V128H204ZM204 129H202V130H204ZM224 129V128H223ZM111 130V129H110ZM119 130V129H118ZM122 130V129H121ZM196 130V131H197ZM220 130V129H219ZM236 130V129H235ZM241 130V129H240ZM58 131V130H57ZM196 131H194V135H195V133H196V135H197V133L199 132V130H198V132H196ZM210 131V130H209ZM208 131V132H209ZM216 131V130H215ZM221 131V130H220ZM228 131V130H227ZM237 131V130H236ZM54 132V131H53ZM64 132V131H63ZM119 132V131H118ZM140 132V131H139ZM202 131H200V133H201ZM217 132V131H216ZM238 132H239V130H238ZM241 132H242V130H241ZM241 132H239V133H241ZM244 132V131H243ZM242 132V133H243ZM254 131H252L251 133H253ZM43 133V134H42ZM58 133H62L61 132V130L58 132ZM65 133V132H64ZM64 133H62L61 135H60V137H61V139H64ZM76 133V132H75ZM211 132H209L208 134H210ZM238 133V134H239ZM257 133V132H256ZM67 134V133H66ZM211 134H213V133H211ZM218 134V133H217ZM249 134H250V132H249ZM53 135H55V134H53ZM69 135V134H68ZM70 135H71V133H70ZM73 135V134H72ZM71 135V137L70 138H72L73 136ZM193 135V136H194ZM195 135V136H196ZM201 135H202V133H201ZM240 135V134H239ZM252 135H254L253 137L254 138H256L255 136V134H252ZM50 137L52 136V135H49ZM80 136V135H79ZM78 136V137H79ZM96 136V135H95ZM141 136H142V134H141ZM192 136V137H193ZM251 136V135H250ZM57 137H58V135H57ZM76 137V136H75ZM187 137V136H186ZM197 137H198V135L196 136V139H197ZM199 137H200V135H199ZM209 137V136H208ZM219 137V136H218ZM246 137V136H245ZM248 137V136H247ZM246 137V138H247ZM252 137V138H253ZM69 138V139H70ZM202 138V137H201ZM210 138H211V136H210ZM258 138H260V137H258ZM257 138V139H258ZM52 139V138H51ZM55 139H56V137H55ZM55 139H53L54 141H55ZM58 139H60V138H58ZM74 139V138H73ZM76 139V138H75ZM78 139V138H77ZM142 139V138H141ZM188 139V138H187ZM186 139V140H187ZM192 139V138H191ZM190 139V140H191ZM224 139V138H223ZM227 139V138H226ZM244 139V138H243ZM249 139V141H250V138H248ZM67 140V139H66ZM129 140V139H128ZM134 140V139H133ZM192 140H194V138L192 139ZM198 140V139H197ZM228 140V139H227ZM253 140V139H252ZM254 140H256V139H254ZM253 140V141H254ZM49 141V142H48ZM60 141V140H59ZM58 141V142H59ZM61 141H63V140H61ZM60 141V142H61ZM65 141V140H64ZM63 141V142H64ZM78 141H79V139H78ZM199 141V140H198ZM203 141H204V139L203 140H201L200 141V143L202 142L203 143ZM224 141H225V139H224ZM248 141V140H247ZM246 141V142H247ZM62 142V143H63ZM80 142V141H79ZM133 142V141H132ZM162 142V141H161ZM190 142V141H189ZM192 142V141H191ZM51 145H50V144ZM56 143V142H55ZM61 143V144H62ZM66 143V142H65ZM68 143V142H67ZM78 143V142H77ZM130 143V142H129ZM134 143V142H133ZM193 143H198V144H200L199 142H193ZM202 143H201V145H202ZM250 143V142H249ZM256 143V142H255ZM258 143V142H257ZM58 144V143H57ZM61 144H59V146L61 145ZM98 144H101V143H98ZM190 144V143H189ZM64 145V144H63ZM62 145V146H63ZM79 145V144H78ZM194 145H196V144H194ZM194 145H184V147L182 146V148L181 149H183V151H181L180 149V157L181 158H184L185 157V159H186V161H187V158L188 157H190L189 156V153L192 151V152H194V150L193 149H195V146ZM55 146V145H54ZM58 146V145H57ZM57 146L55 147V148H57ZM58 146V147H59ZM61 146V147H62ZM65 146V145H64ZM63 146V147H64ZM142 146V145H141ZM180 147H181V145H179ZM193 146H194V148H193ZM198 146V145H197ZM196 146V147H197ZM202 146H204V145H202ZM259 146V145H258ZM68 147V146H67ZM66 147V148H67ZM134 148V147H133ZM193 148V149H192ZM200 148H201V146H200ZM199 148V149H200ZM203 148V147H202ZM209 148H211V147H207V149H209ZM256 149L258 148L257 146L255 147ZM61 149V148H60ZM59 149V150H60ZM131 149V148H130ZM157 149V148H156ZM197 149V148H196ZM199 149H197V151H199ZM256 149H254V150H256ZM62 150V149H61ZM60 150V151H61ZM151 150V149H150ZM178 150V151H179ZM206 150V149H205ZM209 150H212V149H209ZM163 151V150H162ZM172 151V150H171ZM174 151V150H173ZM176 151V150H175ZM196 151V152H197ZM59 152V153H58ZM201 152H204V148H203V150H201ZM200 152V153H201ZM208 152V151H207ZM206 151H205V153H207ZM210 152V151H209ZM140 153V152H139ZM150 153V152H149ZM173 153V152H172ZM199 153V152H198ZM220 153V152H219ZM82 154V153H81ZM132 154V153H131ZM163 154H165V153H163ZM169 154V153H168ZM193 153H191L190 155H192ZM202 155H203V153H201ZM212 154V153H211ZM64 155V154H63ZM67 155V154H66ZM157 155V154H156ZM161 155V154H160ZM169 155H171V154H169ZM200 155V154H199ZM198 155V156H199ZM205 155V154H204ZM51 156V157H50ZM135 156V155H134ZM166 156V155H165ZM164 156V157H165ZM174 156V155H173ZM178 156H179V154H178ZM177 155H176V157H173V159L175 158V159H177V157H178ZM188 156V157H187ZM198 156H196V158L199 160V159H201V158H199ZM201 156V155H200ZM206 156H207V154H206ZM210 155L208 154V157H209ZM215 156V155H214ZM180 157H179V160H180ZM187 157V158H186ZM202 157V156H201ZM204 158H205V156H203ZM202 157V158H203ZM208 157H207V160H208ZM160 158V157H159ZM192 158V157H191ZM195 158V159H196ZM203 158V159H204ZM210 158V157H209ZM135 159V158H134ZM171 159V158H170ZM184 159V160H185ZM196 159V160H197ZM149 160V159H148ZM158 160V159H157ZM169 160V158H167V161ZM172 160V159H171ZM190 160H192V159H188V161L190 162ZM197 160V161H198ZM204 160H206V159H204ZM204 160L202 161V162H204ZM206 160V161H207ZM210 160V159H209ZM42 161H44V163L43 164H46L45 165V170H44V166H42L43 164H41V162ZM66 161V160H65ZM77 161V160H76ZM160 161V160H159ZM173 161V160H172ZM186 161H184L185 163H186ZM187 161V163H186V165H184L185 163L183 162V160H182V162L184 163L183 165L184 166H187V168H185V170L186 169H188L189 168V166H191V165H188V162ZM197 161L195 162L196 163V166H198L199 164H197ZM200 161V160H199ZM200 161V162H201ZM54 162V161H53ZM154 162V161H153ZM157 162V161H156ZM163 162V161H162ZM176 162V161H175ZM174 161H173V163H171V161H170V165L172 164L173 166L176 164ZM180 162H181V160H180ZM181 162V163H182ZM75 163V162H74ZM159 163V162H158ZM157 163V164H158ZM165 163V162H164ZM175 163V164H174ZM180 163V164H181ZM194 163V162H193ZM199 163V162H198ZM205 163V162H204ZM204 163H201V165H199L200 166V168H202L203 167V165H205ZM217 163V162H216ZM215 163V164H216ZM57 164V165H58ZM67 164V163H66ZM78 164V163H77ZM156 164V165H157ZM166 164H168L167 162H166ZM165 164V165H166ZM191 164V163H190ZM203 164V165H202ZM206 164H207V166L209 165L208 164V162H206ZM48 165H49V162H48ZM59 165H58V167H59ZM74 165V164H73ZM161 165V164H160ZM159 165V166H160ZM171 165V166H172ZM177 165H178V163H177ZM182 165V164H181ZM180 165V166H181ZM193 165V164H192ZM195 165V164H194ZM173 166H172V168H173ZM196 166H195V168H196ZM203 167L202 169H199L198 167L194 170L196 173L199 171V170H201L200 172H201V180L207 185L206 187H209V188H207L206 190H203V191H205L206 192V195H207V193L212 189V191H214L213 190V187H215L216 186V188L218 187V185L217 184H219V182L221 183V178H216V177H214V175H213V172H211L212 174H209V172L207 173V171H206V169L208 168V167ZM212 165H209V167H211ZM62 167H64V166H62ZM62 167H60V168H62ZM152 167V166H151ZM163 167V166H162ZM59 168V169H60ZM76 168V167H75ZM154 168H156V167H154ZM159 168H161V167H159ZM165 168V167H164ZM171 168V167H170ZM180 168V167H179ZM178 168V169H179ZM213 168V167H212ZM212 168H210V170L212 169ZM216 169H217V167H215ZM52 169V168H51ZM65 169V168H64ZM67 169V168H66ZM115 169V168H114ZM174 169H176L175 167H174ZM174 169H173V171H174ZM183 169V168H182ZM181 169V170H182ZM199 169V170H198ZM216 169H215V171H216ZM219 169V168H218ZM151 170V169H150ZM162 170V169H161ZM167 170V169H166ZM177 170V169H176ZM181 170L179 169V172H181ZM184 170V171H185ZM193 170V169H192ZM55 171V170H54ZM61 171H63V169L61 170ZM122 171V170H121ZM149 171V170H148ZM163 171H165V170H163ZM172 171V172H173ZM183 171V170H182ZM211 171H213V169L211 170ZM221 171V170H220ZM59 172H60V170H59ZM64 172V171H63ZM115 172V171H114ZM141 172V171H140ZM147 172V171H146ZM175 172H178V171H175ZM178 172V174H181V173H179ZM188 172V171H187ZM200 172H198L199 173V175H200ZM50 173V175H48V174ZM155 173H156V171H155ZM162 174H163V172H161ZM189 173V172H188ZM193 173L194 172H192L191 171V174L190 175H193ZM197 173V174H198ZM54 174H56L55 172H54ZM53 174V175H54ZM76 174V173H75ZM79 174V173H78ZM141 174V173H140ZM143 174V173H142ZM170 174H171V172H170ZM175 173H173V176H174V178H173V176H172V174H171V177L173 178V179H171V177H170V180H172L171 182L169 181V184L167 183V185H171V183L173 184L172 186H175V184L177 185L178 183H180V182H183V181H180V178H181V176L180 175H178V174H176V175H174ZM183 174H186V171L183 173L182 172V174L181 175H183ZM195 174V173H194ZM150 175V174H149ZM164 175V174H163ZM162 175V176H163ZM167 175V173L165 174V177H167L166 176ZM187 175V174H186ZM199 175H198V178H199ZM55 176V175H54ZM59 176V175H58ZM97 176V175H96ZM99 176V175H98ZM110 176V175H109ZM142 176V175H141ZM154 176V175H153ZM157 176V175H156ZM159 176V175H158ZM180 176V177H179ZM188 176V175H187ZM194 176H196V175H193L192 176V179H194ZM219 176V175H218ZM51 179H50V178ZM69 177V176H68ZM139 177V176H138ZM160 177V176H159ZM164 177V178H165ZM65 178V177H64ZM134 178H135V176H134ZM141 178V177H140ZM144 178V177H143ZM183 178V177H182ZM197 178V177H196ZM71 179V178H70ZM142 179V178H141ZM147 179V178H146ZM149 179V178H148ZM151 179V178H150ZM163 179V177L161 178V180ZM185 179H186V177H185ZM190 179H191V177H190ZM58 180V179H57ZM133 180H135V179H133ZM137 180V179H136ZM140 180V179H139ZM144 180V179H143ZM164 180V179H163ZM168 178H167V180L165 179L164 181H167L168 182ZM182 180V179H181ZM199 180H200V178H199ZM200 180V181H201ZM61 181V182H60ZM149 181V180H148ZM155 181H157L156 180V177H155ZM154 181V182H155ZM187 181V180H186ZM191 181V180H190ZM195 181H197L198 182V180H195ZM56 182V183H55ZM58 182H60V184L58 183ZM111 182V181H110ZM157 183H162V184H158V187H157V189H159V191H158V195H163V196H165L166 195V191H167V193L169 194L170 192H168V190H165V192L162 194H159V192H162L161 190L162 189H164V188H166V186L164 187V185L166 184V182H165V184L163 183V182H161L160 180L159 181H157ZM156 183V184H157ZM199 183V182H198ZM65 184V183H64ZM63 184V185H64ZM93 184V183H92ZM183 184V183H182ZM216 184V185H215ZM70 185V184H69ZM113 185V184H112ZM161 185V186H160ZM195 185H198V184H195ZM200 186H201V184H199ZM72 186V185H71ZM114 186V185H113ZM149 186V185H148ZM154 186V185H153ZM160 186V187H159ZM221 186V184H219V187ZM225 186V185H224ZM132 187V186H131ZM156 187V186H155ZM168 187V186H167ZM179 187V186H178ZM190 187H192V186H189V188ZM202 187V186H201ZM199 188V189H203V187L202 188ZM227 187V186H226ZM49 188V187H48ZM47 188V189H48ZM54 188V187H53ZM56 188V187H55ZM82 188V187H81ZM136 188V187H135ZM150 188H152L151 186H150ZM149 188V189H150ZM154 188V187H153ZM193 188H195V189H197L198 188V186H197V188H196V186L195 187H193ZM192 188V189H193ZM224 188V187H223ZM73 189V188H72ZM78 189V188H77ZM89 189V188H88ZM123 189V188H122ZM139 189V188H138ZM143 189V188H142ZM167 189V188H166ZM172 189L174 190V187H172ZM195 189H193V190H195ZM198 189V190H199ZM208 189H210V190H208ZM217 189H219V188H217ZM221 189V188H220ZM50 190V189H49ZM120 190H121V188H120ZM140 190V189H139ZM151 190V189H150ZM153 190V189H152ZM151 190V191H152ZM170 190V189H169ZM226 190V189H225ZM74 191V190H73ZM77 191V190H76ZM79 191V190H78ZM115 191V190H114ZM122 191V190H121ZM149 191V190H148ZM151 191H150V196L153 194V192L155 191V189H154V191L152 192V194H151ZM164 191V190H163ZM208 191V192H207ZM221 191H222V189H221ZM221 191H219V192H221ZM232 191V190H231ZM45 192V193H44ZM49 192V191H48ZM52 192V191H51ZM50 192V193H51ZM56 192V191H55ZM69 192V191H68ZM100 192V191H99ZM106 192V191H105ZM116 192V191H115ZM115 192H113V193H115ZM117 192H118V190H117ZM136 192V191H135ZM143 192H145V191H143ZM156 193H157V190L155 191ZM155 192H154V195H155ZM175 192V191H174ZM199 192V191H198ZM53 193V192H52ZM67 193V192H66ZM72 193H74V192H72ZM86 193V192H85ZM88 193V192H87ZM112 193V192H111ZM121 193V192H120ZM137 193V192H136ZM172 193H173V191H172ZM189 193H190V191H187V189L186 188H183L182 190H179V191H177V193L176 194H173L172 196H171V198H172V200H171V202L170 203H167V205L166 204H164V207H161L163 204H162V202L163 203H165L164 201H166V200H162V199H160L161 197L160 196H158V197H160L159 198V201L158 202H161L160 204H162V205H160V207H161V209H160V207H159V205L157 206V207H159V209L162 211V208H164V210H163V212L165 213V217L163 218V220L167 217V220H168V217L172 214V212H174L175 210H176V208L177 209H179L178 207H181V206H184V204H188L189 203V200L190 199H192V197L190 198V196H189ZM197 193V192H196ZM199 193H202V192H199ZM56 194H58V193H56ZM63 194H65V193H63ZM77 194V193H76ZM79 194V193H78ZM99 194H101V193H99ZM130 194V193H129ZM138 194V193H137ZM165 194V195H164ZM193 194H195V193H193ZM193 194H191V196L193 195ZM222 194V193H221ZM98 195V194H97ZM104 195V194H103ZM136 195V194H135ZM147 195H148V193H147ZM153 195V196H154ZM170 195H171V193H170ZM196 195V194H195ZM209 195V194H208ZM218 196H219V194H217ZM225 195V194H224ZM228 195V194H227ZM230 195V194H229ZM50 196V195H49ZM102 196V195H101ZM106 196V195H105ZM104 196V197H105ZM108 196V195H107ZM133 196V195H132ZM145 196V195H144ZM150 196H148L149 198H150ZM152 196V197H153ZM162 196V198H164ZM167 196V195H166ZM199 196V195H198ZM197 196V197H198ZM218 196L216 197V198H218ZM226 196V195H225ZM100 197V196H99ZM127 197V196H126ZM136 197V196H135ZM145 197H147V196H145ZM210 197V196H209ZM215 196H213L212 198H214ZM221 197V196H220ZM229 197V196H228ZM230 197H232V196H230ZM234 197V196H233ZM232 197V198H233ZM236 197H238V196H236ZM61 198V197H60ZM109 198H111L110 196H109ZM149 198H147L148 200H149ZM168 198H169V196H168ZM190 198V199H189ZM215 198V199H216ZM62 199H63V197H62ZM66 199V198H65ZM78 199V198H77ZM107 199V198H106ZM146 199V200H147ZM154 199H156V203L158 204V202H157V194H156V198H155V196H154ZM202 200V198H199V199H197L196 201L198 202H195L194 200H192V204L193 205H191L190 207L189 206H185V208H182V210L181 209H179L177 212H176V214H174L168 221L167 220H164V221H166V223L163 221L162 222V219H160L161 220V223H162V227H161V233L158 231V229H156L157 231H154V230H152L153 232H156L155 234H158L157 235V237H155V239L153 240L152 238L154 237L153 235V237L151 236V239L153 240V242H152V240L150 241V240H148V238H150V237H148V238H145V237H147V236H149V235H151V234H154V233H149L150 231H149V229L147 228V230H145L146 228L145 227H143V228H145L144 230L145 231H147V233H149L148 235H146L145 236V233L144 234H142V235H144L145 237H143L142 239H144V242L146 241V239L152 244H149V245H151L152 246V249L150 250V251H148L147 253H143L142 252V254H144L143 256L142 255H138V257H136V258H134V256H133V254L132 255H130L129 253V262L128 261H125V258H124V256H125V250H126V245L127 244H124L122 247H120V245H122L123 244V242L124 243H126L127 241H125L126 240V236H129L130 237V235H129V232H132L133 234H134V232H135V230H134V232L132 231L133 229H134V224L136 225V223H139L137 220V222L136 223H134V224H127V225H124V227H122V224H123V222L121 221V220H118V221H120V222H122V223H118L117 222V224H113L112 225V227H111V230H122V234L124 235V237H126V238H119V239H121V240H124V241H122V244H120L121 243V240H119L120 242H117V239L115 240V238H117V237H119V236H117V235H115L114 236V233H113V237L110 235V234H106V235H109L108 237H112V238H114V244L113 243H107V244H110V245H107V247L105 246L104 248V250H103V252H102V250L100 251V255L98 256V255H96V256H98V257H95V258H93V260L90 262V263H88V261L86 262V263H88V264H125V262L127 263H130V262H133L134 263V261H132V259L134 258V259H136V261H137V258H138V260L140 261V260H142L141 261V263L140 264H223L222 262H219V261H221V259L220 258H223V257H228L229 256V254L226 252V248H229V247H232V245H230L229 246V244H231V243H233L234 244V242H233V239L231 240V238H234L235 237V234L237 233L236 231H234V232H236V233H234V234H231V235H233L234 237H231L230 235H229V232L227 233V231L226 230H224L226 233H227V236H229L230 237V241H231V243H230V241H229V244H226L225 242H228V240L227 241H225L224 242V239H222V238H228V237H223L224 236V234H226V233H224L223 234V236H221V233H223V231L221 232L220 230V228H218L219 226H222L223 225V223L224 222H222V225H219L217 222L218 221H220V219L218 220V221H216V219H215V214L214 213H210V205L212 204V202H213V199H205V200H203V201H201ZM221 199V198H220ZM219 199V200H220ZM223 199V198H222ZM50 199H48V201H49ZM104 200V199H103ZM110 200V199H109ZM108 200V201H109ZM132 200V199H131ZM134 200H136V199H134ZM151 200V199H150ZM149 200V201H150ZM160 200H162V201H160ZM168 200L169 199H167V201L166 202H168ZM218 200V199H217ZM217 200L215 201L214 200V202H217ZM224 201H222V202H225V198L223 199ZM60 201H61V199H60ZM65 201V200H64ZM128 201V200H127ZM142 201V200H141ZM194 201V202H193ZM228 202L230 201L229 199L227 200ZM86 202V201H85ZM101 202H102V200H101ZM100 202V203H101ZM134 202V201H133ZM146 203V201L144 200L143 201V203ZM153 202V201H152ZM214 202H213V204H214ZM99 203V202H98ZM103 203V202H102ZM102 203H101V205H102ZM105 203V202H104ZM140 203V202H139ZM143 203H141L143 206H144V204ZM147 203H151V202H147ZM195 203V204H194ZM219 203H220V201H219ZM227 203V202H226ZM225 203V204H226ZM53 204V203H52ZM56 204V203H55ZM155 204V202L153 203V205ZM196 204H198V205H196ZM217 204V203H216ZM216 204H214V206H212V208L213 209H215L216 207H215V205ZM228 204V203H227ZM57 205H58V202H57ZM59 205H61V204H59ZM66 205V204H65ZM133 205H134V203H133ZM220 205H221V203H220ZM219 205V206H220ZM253 205V204H252ZM52 206V205H51ZM87 206V205H86ZM99 206V205H98ZM135 206L137 207V205L135 204ZM141 206V205H140ZM218 206V211H219V209H220V207ZM227 206V205H226ZM225 206V207H226ZM254 206V205H253ZM256 206V205H255ZM254 206V207H255ZM53 207H55V206H53ZM101 207V206H100ZM155 208L154 209V211H156V210H159L158 208ZM187 207V208H186ZM209 207V209H207ZM215 207V208H214ZM244 207V206H243ZM242 207V208H243ZM247 207H251V205L250 206H246V207H244V208H246L245 210H242V213H243V211L246 213V211H247ZM103 208V211H105L106 212V216L107 217H109V219H110V217H113V219H114V217H116V218H118L117 216H119V215H121V213H123L122 211H123V207H122V205H120L119 204V202H117V201H115V202H113V201H109V202H107L106 201V203L104 204V206L102 207ZM101 208V209H102ZM145 208H147V206H145ZM149 208H150V206H149ZM147 208L148 209V212H149V210L151 209L152 210V212H153V209L152 208ZM255 208H257V207H255ZM52 209H54V208H52ZM69 209H71V208H69ZM100 209V208H99ZM146 209V210H147ZM207 209V210H206ZM222 210H223V208H221ZM220 209V210H221ZM258 209V208H257ZM144 210V209H143ZM150 210V211H151ZM159 210V212L161 213V211ZM221 210V211H222ZM249 210H252V211H254L255 212V210H253V208L252 209H250L249 208ZM248 210V212L250 213V211ZM101 211V210H100ZM128 211V210H127ZM76 212V211H75ZM83 212H85V211H83ZM130 212V211H129ZM151 212V213H152ZM158 212V211H157ZM157 212H156V214H157ZM162 212V213H163ZM211 212H212V210H211ZM228 212H230V211H228ZM234 212V211H233ZM241 212V211H240ZM239 212V213H240ZM131 213V212H130ZM212 214V217H211V215L210 214ZM255 213H257V212H255ZM125 214H127V213H125ZM221 214V213H220ZM246 214H248V213H246ZM251 214H252V212H251ZM90 215V214H89ZM134 215V214H133ZM136 216H138L137 214H135ZM134 215V216H135ZM144 215H145V213H144ZM158 215H161V214H158ZM163 215V214H162ZM130 216H132V215H129V216H127L129 219V221L128 222H130V219H133L134 220V216H132V218H130ZM147 216V215H146ZM146 216H145V218H146ZM219 216V215H218ZM218 216H216V218L218 217ZM121 217V216H120ZM123 217V216H122ZM125 217V216H124ZM126 217V218H127ZM161 217V216H160ZM98 218V217H97ZM102 218V217H101ZM126 218H124V219H126ZM136 218H138V217H136ZM135 218V219H136ZM212 218H214V220L212 219ZM220 218V217H219ZM222 218V217H221ZM120 219V218H119ZM155 219V218H154ZM159 219V218H158ZM182 219H183V221H182ZM149 220V219H148ZM51 221V220H50ZM103 221H105L104 219H103ZM111 221L113 222L114 220H112V218H111ZM110 221V222H111ZM117 221V220H116ZM127 221V220H126ZM157 221V220H156ZM179 221H182V224L184 225V228H177V223L179 222ZM215 221H216V223H215ZM56 222H54V224L56 223ZM131 222H133L132 220H131ZM148 222V221H147ZM150 222V221H149ZM148 222V223H149ZM159 222V221H158ZM60 223H58V224H60ZM63 224H64V221L62 222ZM65 223H67V222H65ZM147 223V224H148ZM150 223H152V225L153 226H156V225H158L157 224V222H155L154 221V224L156 223V225H154L153 224V221H151ZM161 223L159 222V226H161ZM165 224V226H164V224ZM221 223V222H220ZM53 224V225H54ZM69 224V223H68ZM68 224H66V225H68ZM125 224V223H124ZM140 224H142V225H140V226H145L144 224H143V222H141ZM219 226H218V225ZM52 225V226H53ZM61 225V224H60ZM59 225V226H60ZM65 225V224H64ZM90 225V224H89ZM150 225V226H149ZM149 225H146L147 227L149 226V228L152 226L151 224H149ZM182 225V226H183ZM225 225V224H224ZM58 226V227H59ZM93 226V225H92ZM139 225L137 226V227H140ZM158 226V227H159ZM231 226V225H230ZM230 226H228V227H230ZM254 226H258V225H254ZM260 226H262V225H260ZM57 227V228H58ZM62 228H63V225L61 226ZM67 227V226H66ZM74 227V226H73ZM94 227V226H93ZM224 227V226H223ZM264 227V226H263ZM263 227H261V228H263ZM123 228V229H122ZM142 228V227H141ZM143 228H142V230H143ZM152 228V227H151ZM150 228V229H151ZM154 228V227H153ZM152 228V229H153ZM160 228V227H159ZM258 228H260V227H258ZM257 228V229H258ZM260 228V229H261ZM50 229V228H49ZM51 229H53V227L51 228ZM56 229V228H55ZM60 229V228H59ZM58 229V230H59ZM65 229H67V228H65ZM74 229V228H73ZM125 229V230H124ZM220 229V230H219ZM232 229V228H231ZM230 229V230H231ZM256 229V230H257ZM260 229H258L257 230V232H258V234L257 235H260L261 233H264L263 231L262 232H260V234H259V230ZM78 230V229H77ZM102 230V229H101ZM108 230V229H107ZM138 230V229H137ZM256 230L253 228L252 229V231H253V234H252V232H251V234H249V236L251 235L252 237L253 236H257L256 234H255V232H256ZM53 231H55V230H53ZM57 231V230H56ZM55 231V232H56ZM149 231V232H148ZM232 231V230H231ZM231 231H230V233H231ZM255 231V232H254ZM50 232H51V230H50ZM54 232V233H55ZM57 232V233H58ZM65 232V231H64ZM108 232V231H107ZM116 232V231H115ZM120 232V231H119ZM119 232H117V234H121V233H119ZM137 232V231H136ZM158 232V233H157ZM249 232V231H248ZM247 232V233H248ZM52 233V232H51ZM57 233H56V235H57ZM58 233V234H59ZM66 233V232H65ZM132 233H131V237H132ZM146 233V234H147ZM233 233V232H232ZM112 234V233H111ZM121 234V236H123ZM240 234V237H241V235L243 234V232H242V234L241 233H239ZM55 235V236H56ZM105 235V236H106ZM138 235V234H137ZM136 234L135 235H133L134 237H132L131 239L128 237V239H130V240H132L133 238V240H137V238H139V237H137V238H135L136 236H137ZM247 235V234H246ZM264 235V234H263ZM263 235H261L262 237H264ZM52 236V235H51ZM60 236V237H59ZM71 236V235H70ZM139 236H141V235H139ZM156 236V235H155ZM237 236H238V234H236V238H237ZM249 236H248V238H249ZM50 237V236H49ZM64 237V236H63ZM74 237V236H73ZM96 238H97V236H95ZM220 237H222V238H220ZM239 237V236H238ZM240 237H239V239H238V243H240ZM247 237V236H246ZM251 237V238H252ZM259 237V236H258ZM45 238H47V237H45ZM65 238V237H64ZM67 238V237H66ZM84 238V237H83ZM94 238V237H93ZM95 238V239H96ZM220 238V239H219ZM260 238V240H262L261 239V237H259ZM39 239V238H38ZM50 239V238H49ZM97 239H99V238H97ZM108 239H111V238H108ZM127 239V240H128ZM225 239V240H226ZM229 239V238H228ZM237 239H236V242H235V244L237 245ZM250 239V238H249ZM254 239H255V237H253L252 239H251V241H253L254 242ZM264 239V238H263ZM36 240V239H35ZM62 240H64V239H62ZM76 240H77V238H76ZM85 240V239H84ZM89 240H91V239H89ZM102 240V239H101ZM100 240V241H101ZM220 240H223V241H220ZM259 240V241H260ZM65 241H67V239L65 240ZM92 241H94L93 239H92ZM91 241V242H92ZM97 241V240H96ZM106 241V240H105ZM110 241H112V239L110 240ZM112 241V242H113ZM118 243V245L116 244V242ZM129 241V240H128ZM263 242H264V240H262ZM262 241L261 242H258L259 244L260 243H262ZM63 242V241H62ZM131 242V241H130ZM135 242H137V241H135ZM135 242H133V243H135ZM139 242H140V245H142L144 242H142V241H138V243L137 244H139ZM141 242H142V244H141ZM148 242V243H149ZM222 242V243H221ZM256 242H257V240H256ZM32 243H34L33 244V247H34V249H31V248H29V249H24V246H27L28 244H29V246H30V244H32ZM56 243V244H55ZM95 243V242H94ZM102 243H103V241H102ZM133 243H132V246H133ZM224 243V244H223ZM243 243H245V244H242V245H245V248L246 247H248V246H246L247 244L246 243H249L250 244V242H245V240H244V242ZM257 243V244H258ZM65 244V243H64ZM86 244H87V242H86ZM117 246H116V245ZM128 244H130V243H128ZM223 244V245H222ZM228 245L229 247H225L226 245ZM234 244V245H235ZM248 244V245H249ZM53 245V246H52ZM60 245V246H59ZM66 245V244H65ZM100 245V244H99ZM104 245H106V244H104ZM103 245V246H104ZM131 245V244H130ZM136 245V244H135ZM134 245V246H135ZM139 245V247H138V249L139 248H141V246ZM225 245V246H224ZM241 245V244H240ZM239 245V246H240ZM252 246L254 245L255 247H257L256 246V244L254 243V244H251ZM68 246V245H67ZM79 246L80 245H78L77 247L79 248ZM95 246H96V244H95ZM97 246H98V243H97ZM96 246V247H97ZM131 246V247H132ZM143 246H144V244H143ZM142 246V247H143ZM146 246H147V244H146ZM224 246V247H223ZM250 246V245H249ZM259 246V245H258ZM261 246V245H260ZM52 247H55V248H53V249H56L55 250V252H57V249L59 250L56 254H53V249H51ZM75 246H73V248H74ZM92 247H94L93 245H92ZM101 247V246H100ZM137 247V246H136ZM145 247V246H144ZM218 247V248H217ZM224 249H223V248ZM242 248H243V246H241ZM240 247V248H241ZM95 248V247H94ZM94 248H93V252H94ZM99 248V247H98ZM103 248V247H102ZM107 248V249H106ZM221 248V249H220ZM233 248H234V246H233ZM232 248V249H233ZM238 249V247L236 248V246H235V249H237L236 250V252L234 253V252H232V253H234V255L236 254V253H238L239 255H240V253H241V251L240 252H238V250H241V249ZM245 248H243V249H245ZM254 248V247H253ZM261 249L259 250V254L258 255H256L253 251H252V248L250 249V251L254 254V255H256V256H258V257H261V260L260 261H258V260H252V261H258V263H260V264H262V258L264 259V244H263V246H261L260 247ZM21 249H23V250H21ZM76 249V248H75ZM131 249H133V248H131ZM137 249V250H138ZM148 249H150V248H148ZM232 249L230 250V249H228V250H230V251H232ZM235 249H234V251H235ZM247 249V248H246ZM243 250V254H242V256L239 258V262H240V264H248V262L250 261V263H251V258H252V255H251V253H250V251H248V249L247 250ZM257 249V248H256ZM259 249V248H258ZM77 250V249H76ZM88 250V249H87ZM134 250V249H133ZM141 250H142V248H141ZM214 250H215V252L217 251H219L220 253H223V254H221L222 256H220V258H219V256H216V258L218 257L219 258V260L218 261H212V259L213 258H211V255H216V254H213V253H215L214 252ZM221 250H222V252H221ZM224 250V251H223ZM52 251V253H50ZM79 251V250H78ZM89 251V250H88ZM92 251V250H91ZM128 251V250H127ZM140 251V250H139ZM258 251V250H257ZM71 252V251H70ZM85 252V251H84ZM87 252V251H86ZM85 252V253H86ZM92 252V253H93ZM96 252V251H95ZM98 252H99V249H98ZM141 252V251H140ZM218 252V254L220 255V253ZM75 253V252H74ZM79 253V252H78ZM81 253V252H80ZM85 253H83V254H85ZM134 253H137V252H135V250H134ZM230 253V252H229ZM77 254V253H76ZM75 254V255H76ZM227 254H228V256H227ZM238 254H236L235 256L236 257H238ZM232 255V254H231ZM230 255V256H231ZM66 256V257H65ZM81 256V255H80ZM90 256V255H89ZM127 256V255H126ZM131 256H133V258L131 259ZM140 256H141V258H140ZM230 256L228 257V258H230ZM233 256V255H232ZM65 257V258H64ZM83 257V256H82ZM93 257V256H92ZM234 257V256H233ZM258 257H256V259L258 258ZM140 258V259H139ZM215 258V257H214ZM232 258V257H231ZM230 258V259H231ZM253 258H255L254 256H253ZM79 259H82V258H79ZM78 259V260H79ZM89 259V258H88ZM87 260V258L85 259V261ZM80 261V260H79ZM80 262H82V260L80 261ZM238 262V263H239ZM85 263V262H84ZM83 263V264H84ZM85 263V264H86ZM127 263V264H128ZM227 263V262H226ZM236 263V262H235ZM237 263V264H238ZM263 263H264V261H263ZM131 264V263H130ZM135 264H138V262L137 263H135ZM225 264V263H224ZM228 264V263H227ZM230 264V263H229ZM232 264H234V262H232ZM252 264V263H251Z\"/></svg>",
  "mask_w": 264,
  "mask_h": 264
}]
</instances>
